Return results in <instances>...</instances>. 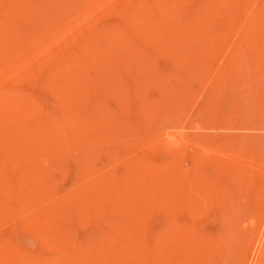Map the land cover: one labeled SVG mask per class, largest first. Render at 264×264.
<instances>
[{"label": "rangeland", "instance_id": "rangeland-1", "mask_svg": "<svg viewBox=\"0 0 264 264\" xmlns=\"http://www.w3.org/2000/svg\"><path fill=\"white\" fill-rule=\"evenodd\" d=\"M47 1H49V3L48 4H50L51 3V5H52V3L53 2H50V0H47ZM47 1H41V3H38L37 4V6H43V7H45V5L47 4ZM78 1V3L76 2V7L74 8L73 6H75V2H72L71 4L72 5H70V7L69 8H67V5L65 6V4L67 3L68 5H69V1H67V0H64V2H62V3H57L58 5H62V7L64 6V8H62L61 6H57L56 5V3H55V5H56V8H59V7H61L62 9H55V11H52V9H48V8H54V4H53V6L51 7V5H50V7H47L48 6V4H47V6H46V8H47V12L49 13V12H52L51 14H52V17H50V16H47V17H45L46 15H43V17H41L40 18V16H42V12H38V13H41V15H39L37 12V16H39V17H35L34 16V18H37V19H35L34 20V18H33V13H35V11H39V10H31L33 13H32V15H31V12H28L29 10H30V8L29 9H27L28 11H26V12H28L27 13V16H29L27 19H26V17L27 16H25V17H23L24 15H22L21 14V11H22V9H21V11L19 12V16H21V17H23V18H25L28 22H26V20H23V21H25L26 23H28L29 24V26H30V28L31 29H28L29 28V26L28 25H26V27H28L27 28V32L25 33L26 35H30L29 37H31V36H37L36 35V33H38V31H36V28L38 27V26H35V29H33L35 32H31L30 33V31H32V27H34L33 26V24H32V22L34 21H37L38 20V22L40 21V22H42V20L43 21H45L44 19L45 18H51V19H56L57 18V15L59 16V11L61 12L62 11V13H63V11H66V9H68L67 11H72V13L71 12H65V13H67V15H69L67 18H69L71 15V17L69 18V22H70V24H71V20H72V17L74 16L73 14H75V15H77V16H83L82 14L84 13V12H87V10L89 11V12H91V14H89V12H87L88 14H86V13H84V16H85V18H87L86 16H88V15H91V16H93V17H95L97 14L96 13H100V11L101 10H99V8H98V6H100V4L103 2L104 3V0L102 1V0H100V3H99V1L98 0H96L95 2H94V0H91L89 3H88V1L89 0H77ZM79 1H80V3L82 4V2H84V4H82L83 6L84 5H86V7H84V12L82 11V9H81V7L79 6V5H81L80 3H79ZM87 1V2H86ZM113 1V0H112ZM112 1H110V0H106L105 1V3L106 2H109L108 4H109V9L111 8V10H114V11H108L107 9H106V7H103L102 5H101V8L102 9H104L103 11H104V14H106V15H108V16H104V14H102L101 15V13L100 14H98V15H100L99 17H98V15L96 16L97 18H98V22H97V25H100L99 23L101 22H104V24H106V22L108 23V24H118L119 22H121L120 24H121V27L122 28H124L125 30H126V28H128L127 30H129L130 29V26H128V22L130 23V21L131 20H128V18L129 17H131V12H130V14H129V12L127 11L126 12V15H125V18H124V16L122 15L121 16V14L119 15V14H116L117 13V11H118V7H116L117 5L119 6V1L120 0H115L114 2L116 3V5H114L115 7H116V9H115V7L113 6V2ZM149 1V0H148ZM192 1H194V0H192ZM192 1H190V2H192ZM240 1V0H239ZM238 0H233L232 2H231V4H230V6H229V4H226V5H228L227 6V8H225L224 9V6L222 5V7L221 8H223L224 9V13L222 12V9H219V11H218V9L216 10V8L214 9V11H209V12H207V11H204L205 9L203 8L202 10L205 12V16H203V11H201V9L200 10H198V12L199 13H197V15L199 16L200 15V13L202 12V16L200 15L199 17H206V18H203V19H211V20H207V21H205V23L206 24H204L205 25V27H204V25H203V27H202V32H203V30H205V32L207 33V30L206 29H210V31L212 30V32H213V30L215 29V28H217V25L220 27H218L217 29H221V31H223V33H221V31H219V30H215V32L216 31H218V32H220V33H218V35H217V33H216V36L214 35H212L213 33H215V32H213L212 34H209L208 36H210V37H219V38H215V39H217L216 41H217V44H218V41L219 40H221V38L223 39L225 36H227V37H229V38H227L226 37V41H228V42H226V44H228L229 42H231V41H229L230 39H232L233 37H234V34H236V36L235 37H237V40H238V42L240 43L238 46H239V48L242 46V45H249L250 44V46H243V48H242V50H241V48L240 49H238V50H241L240 51V53H238L239 51H236V52H233V50L235 49L236 50V48H235V46H237L236 44H235V42L237 41L236 39H235V37L232 39V42H233V40H235V42H233L234 44H235V46L232 44V42L231 43H229L227 46H229L228 48L229 49H224V48H226L227 46H225V45H223L222 43V45H220V47H219V44H220V42H219V44L218 45H216V47L215 46H213V39L212 38H209V37H207V36H203L202 34L203 33H201L200 32V29H197L198 30V32H197V34L195 33L194 35H193V33H191V31H192V29L191 30H189V31H186V32H189V33H187V34H183V31H184V27H186V26H183V22H177V21H175L176 19L174 18V23L176 24V25H178V29L176 28V25L173 23V25L171 26V25H168V29H165V31L164 32H167L166 30H168V33H170V30H171V28H172V31L171 32H173V33H175L174 32V30L176 31V33L177 32H179L180 30H181V35L183 34L184 35V38H187V37H189V40H188V42L189 41H193V40H195L196 41V36L197 37H199V38H197V42H195V41H193V43L192 42H190V43H192L191 45H193V46H190L186 41H185V44H183L182 45V43L184 42V40H182V43L180 44V43H178L179 42V40H180V38H179V35H176V33L174 34V35H176V36H174V37H176V39L175 38H172V39H174V40H176V41H172V45H170V43H169V45H168V43H166L165 41V43L164 42H160V45L161 44H164V45H159V46H154V45H157L156 43L154 44L153 42H146V43H148V44H145V40L144 41H141V40H143V39H141V38H139L138 36H136V35H130L129 33L127 34L128 36H130L129 38L130 39H132L133 41H135V37L134 36H136V40L137 41H135V45H138L139 47L141 46V48L143 47V49L144 50H147L148 48H149V50L151 49V51H150V53H151V55H150V59L148 60V62L150 63H148L147 62V64H148V68H150V70L152 71V77H156V79H155V81H153L152 83H153V85H152V83L150 82V84H149V81L147 82L148 84H146V86H144L143 87V89L142 90H140L141 88L139 87L138 88V83L137 82H135L134 80H136L138 77H140V76H138V71H139V69L137 68V66L136 65H134L133 63L132 64H130L128 67L126 66V69L128 68V69H132V70H129V72H128V70H124L125 68H122V69H119V71L121 72V73H119V75H120V78L122 79H125V80H123L122 79V81H120L122 84H119V83H117L116 81H114V80H112V81H110L111 83H109V80H108V83H107V85H106V81H105V85L103 84L102 85V83H104L102 80H103V78L105 77L104 75L103 76H101V77H99L98 76V74H96L97 75V77H96V75L94 76V71L93 70H90V69H93V68H89V70H90V72H91V74L93 73V75H91V77H93L92 78V81H91V83H93L92 85L93 86H95L96 87V90L95 91H99L100 89H101V93L100 92H96L97 94H98V96L97 97H95V98H97V100H95V101H97V102H100V103H102L103 105H104V108L102 109H100L97 113H96V115H95V117H94V119H92L91 121H90V124H92V126H93V128L95 129H93L92 131V133H91V137H86V138H88V139H85V137H82L83 135H81V136H79V139H78V137L75 139V142L77 143V141H78V143L77 144H79V147L81 146H83L84 147V145H87V144H83V145H80V144H82L83 143V141L85 140V141H88L89 142V139H91L90 141V146H89V144L86 146V149H85V147L83 148V150L84 151H82V149H80L79 150V147L77 146V144L76 145H73L72 146V144H74V137H71V139H69L68 137H70V133L68 132V134H65V136H63L62 137V139H60L59 140V142H60V144H58L57 145V149L59 150L60 149V147L63 145V147H61V148H63L62 150H64L63 152H65V149L68 151V148L67 147H69V152H67L66 151V154H64L63 152H61V151H59V152H61L62 154L61 155H63L61 158L63 159H67V160H62L61 158H60V153L59 154H57V156L59 157V159H58V161L59 162H61L60 163V165L62 166V164L65 166L66 165V167H64V166H60L59 165V167H58V161H57V156L55 155L56 154V152L58 153V151H53V149H56V147L55 148H53L52 149V152L54 153V155H52V152H51V150H48L49 152H51V154L49 153H47L46 152V155L48 154L49 156H51V158L49 157L48 159H50V160H52V158H56V165H57V167H56V165L54 164V159H53V161H50V164L52 163L53 165H55V166H53V165H51L52 167L50 168V164H49V162H47V158L46 159H44L45 157L44 156H46L45 154L43 155V157H42V154H39L38 152H36V151H38V150H36L35 151V149L34 148H37V146L36 147H33L30 151L29 150H24L23 149V147L21 148L22 150H24L27 154L29 153V154H31L30 155V157H33L32 159L31 158H28L27 157V155L26 156H24V159L26 160H24V159H22L23 161H25L24 163L26 164L27 162H30V163H32L31 161L33 160L34 161V163L33 164H30L32 167H33V165H35V162L37 163H39V164H42L41 166L40 165H38V164H36V166L39 168L40 167V169L41 168H44V169H42V170H40L39 171V169L37 168V167H35L36 169H35V171L33 172V171H31V166L29 167L30 168V170L27 168V170L28 171H31V175H30V172H28L24 167H27V165H20L21 164V161L22 160H20L19 161V166H17L16 167V165H17V161H16V163H15V160L13 161L11 158H7V156H6V153H8V156L10 155V157L12 156V152H13V149L14 148H17V147H19V146H17V147H15V143L13 144V146H14V148L12 149V152H10V151H8L7 150V148L8 147H6V148H4V149H6L5 151V155L4 154H2V152L4 153V151H0L1 153V155L2 156H4V157H6L7 158V161H9L10 160V162L8 163L7 161V163L8 164H6V165H10V163L12 164V162H13V166L14 167H10L9 166V168L7 169L6 167H8V166H6L4 163H5V160H6V158L3 160V165L5 166L4 167V170H7L8 172L10 171V169H12V171H10V173L12 174L11 176H10V174L6 171V174L7 175H9L10 176V178L11 177H13L12 178V180H14V181H17L16 179H17V176H18V174L20 175V178H19V180L21 179V184H20V182H18V184H19V186H15L14 185V190H13V188L11 189L10 188V190H13V192H11L12 193V195H14L13 193H15L16 194V196L18 197V199H19V201L21 202L20 203V205L21 206H18L17 205V208L15 209V210H18L17 212L16 211H14V209L13 208H15L16 207V202H14V200L12 199L10 202H9V204H7V200H6V198L4 199H0V200H2L1 201V203H3L4 205L5 204H7L8 205V207H7V210H3V212L2 213H0V216H1V214H2V217H0V232H1V234H0V240L1 239H3V238H7V236H8V238H10L11 237V239L12 240H15L17 243H18V246H17V244H14V247L16 248V249H19V245L21 246L20 248H22V253H24L25 254V256L27 257V258H23V260H26V262L27 263H29V264H32V261L34 260V256H39V254L40 255H44V256H47L48 258H51L52 256L54 257V256H56V255H60V253H61V255L60 256H62V257H60L59 258V262H58V264H66L67 262L68 263H71V264H90L89 262L88 263H86V262H84V261H82V260H79V261H77L76 259H78L77 257H75V256H72V254L74 253V250L73 251H71L72 249H75V248H71L70 249V247H71V244L73 243L72 241H74V243L75 244H79V247L81 246V249H83L82 248V245L84 244H87L86 246L87 247H89L90 249V251L92 252L91 254H96L95 253V251H96V249L97 248H99V244L100 243H102V244H104L105 246L107 245V246H113L115 249H120V250H117L118 252H116V254L115 253H113V254H111V255H113V256H111V255H107L108 257H104L103 259H104V261L102 260V264H104V262H105V264H202V262L200 263V261H203V264H241V263H245L246 262V264H252V254L250 253L251 252V249H249L251 246H253V240L254 239H256V236L258 237V233H260V232H258V233H256L257 232V230H259L260 228H261V226L262 225H264V222H263V219H264V200H263V198H264V192H263V188H264V55H263V51H264V25H262V23H264V17H263V19L261 20V21H263V22H259V25H261V26H258V23H257V21L258 20H260L261 19V17L262 16H264V0H262V2H261V0H251V1H249V0H245V1H249V2H251V3H244V7L242 6V1H241V3L239 2ZM260 1V2H259ZM34 2H36V0H34ZM44 2H45V4H44ZM94 2V3H93ZM97 2V6H96V3ZM181 3H183L184 2V0L183 1H180ZM179 2V4H181ZM190 2H188V1H185V3H183L182 5H184V6H182L183 8H187V7H189V4H190ZM195 3L197 2V0H195L194 1ZM227 2V1H226ZM237 2H239L240 4H238V5H241V6H238L237 8H235V5H236V3ZM244 2V1H243ZM254 2V3H253ZM258 2H259V4H258ZM43 3V4H42ZM64 3V4H63ZM86 3V4H85ZM102 3V4H103ZM105 3L103 4V5H105ZM151 3V2H150ZM178 3V2H177ZM186 3H189L188 4V6H186ZM223 3H224V1H223ZM255 3H256V5H255ZM263 3V4H262ZM90 5V6H88V5ZM107 4V5H108ZM194 4V3H193ZM225 4V3H224ZM234 4V5H233ZM246 4L248 5L249 4V6H246ZM252 4V5H251ZM254 4V5H253ZM81 5V6H82ZM93 5H95L96 7H97V9H95L96 7H94ZM111 5L113 6V8L111 7ZM259 5V6H258ZM82 6V7H83ZM192 6V5H191ZM233 6V7H232ZM252 6V7H251ZM262 6V7H261ZM79 8V10L81 11V12H83V13H81L80 12V15H79V10H78V8ZM230 7H232V8H235V9H233V10H236L235 12H231V8ZM247 7V8H246ZM250 7V9H251V11H253L255 8H256V12L255 11H253L252 12V14H254L251 18L248 16L249 14H248V12L250 11V9H248ZM77 8V9H76ZM86 8V9H85ZM229 8L231 9V10H229ZM258 8H259V10H258ZM71 9V10H70ZM76 9V10H75ZM240 9V10H239ZM56 10L58 11L57 13H56ZM73 10L75 11L74 13H73ZM116 10V11H115ZM228 10V11H227ZM232 10V11H233ZM238 10V11H237ZM76 11L78 12V13H76ZM97 11H99V12H97ZM106 11V12H105ZM107 11H108V13H107ZM226 11H227V14H226ZM240 11H242L241 12V14H240ZM258 11L260 12V14L258 13ZM22 12H25V11H22ZM53 12L54 13H56V16L53 14ZM96 12V13H95ZM102 12V11H101ZM110 12V13H109ZM114 12V13H113ZM118 12H120V11H118ZM207 12V13H206ZM213 12V13H212ZM215 12L217 13V16H216V14H215ZM220 12H222V13H220ZM230 14H229V13ZM244 12V13H243ZM65 13H64V17H63V15H61L62 17H63V19H66V20H68L67 18H66V16L67 15H65ZM95 13V14H94ZM209 13H211V14H209ZM218 13H219V16H220V18H222V17H226V15H230V17H228V20L227 21H225V20H223V19H226V18H223L222 20H223V23H222V20H220V18H219V16H218ZM233 13H235V14H237L238 15V17H237V15H235V14H233ZM223 14H224V16H223ZM231 14L233 15V16H235L234 18H232V16H231ZM246 14V15H245ZM263 14V15H262ZM6 15H7V13H6ZM54 15V16H53ZM111 17H110V16ZM129 15V16H128ZM211 16L210 18L208 17V16ZM216 16V18H214L215 16ZM245 17H244V16ZM260 17L259 19L257 18L258 16ZM60 16V17H61ZM91 16H88V18H92ZM105 18H104V17ZM117 16V17H116ZM120 17V19H122V20H119V17ZM195 16V15H194ZM197 16V17H198ZM254 16H256L254 19H258L256 22H255V20L253 19V17ZM32 17V18H31ZM55 17V18H54ZM78 17V18H79ZM101 17H103L104 18V21H103V18H101ZM123 17V18H122ZM213 17V18H212ZM218 17V18H217ZM240 17V18H239ZM15 18H17V17H15ZM29 18H31V19H33V20H30ZM43 18V19H42ZM77 20H78V18L77 17H75ZM87 18V19H88ZM102 20H101V19ZM106 18L108 19V18H110L109 20H106ZM113 18V19H112ZM115 18V19H114ZM117 18V19H116ZM18 19L20 20V18H17L16 20L14 19V21H16V22H18ZM42 19V20H41ZM71 19V20H70ZM74 20L75 22H72L73 24V26H75L77 23H78V21L77 20ZM95 19V18H94ZM93 19V20H94ZM125 19V20H124ZM131 19V18H130ZM178 19V18H177ZM202 19V20H203ZM217 19V20H216ZM232 21H231V20ZM237 21V22H234L235 20ZM246 19V20H245ZM251 19V20H250ZM46 20H48V19H46ZM65 20V21H66ZM95 20H97V19H95ZM118 20H119V22H118ZM14 21H13V23H14ZM23 21H21V24H23ZM59 21V20H58ZM64 21V20H63ZM64 21V22H65ZM122 21H123V23H122ZM128 21V22H127ZM187 21H188V19H187ZM200 22H201V19L199 20ZM209 21H212V22H210L209 23ZM214 21L215 22H217V25H216V27L215 28H213V29H211V28H207V27H209V26H211L210 24L211 23H214ZM244 21H246V23H244ZM255 23H254V22ZM33 22V23H34ZM37 22V23H38ZM40 22H39V25H45L46 24V21L43 23H41L40 24ZM59 22H61V21H59ZM59 22H57V24H58V26H60L59 25ZM69 22H67V24L66 23H63V25H65V26H68V23ZM77 22V23H76ZM124 22H126V23H124ZM241 22H242V25H240L241 24ZM251 22V23H250ZM25 23V24H26ZM30 23H31V25H32V27H31V25H30ZM76 23V24H75ZM179 23V24H178ZM234 23V24H233ZM244 23V24H243ZM252 25H250V24ZM261 23V24H260ZM21 24H20V26H21ZM36 24V23H35ZM60 24H62V23H60ZM70 24H69V26H70ZM107 24V25H108ZM120 24H119V26H120ZM185 24V23H184ZM208 24V25H207ZM214 24H216V23H214ZM226 24H229V26L227 25L226 26ZM231 24V25H230ZM232 24H233V26L234 25H236V26H232ZM239 24V25H238ZM250 26H249V25ZM101 25H103V24H101ZM106 25V26H107ZM128 26V27H125V26ZM181 25V26H180ZM207 25V26H206ZM225 25L227 28H226V30H225V32H224V29L225 28H223V26ZM240 27H238V26ZM246 25V26H245ZM248 25V26H247ZM257 25V26H256ZM24 26V25H23ZM22 26V27H23ZM62 26V25H61ZM61 26H60V28H56V31L54 30V28H52L51 29V31H53L52 33H50L51 31H49V34H50V36H51V34H53L52 36H51V38L49 37H47L48 38V40L50 41V39H51V41H52V39H53V37L55 36L54 34H56L57 35V37H55V39L56 38H58L59 36H58V34H59V32H60V30H57V29H62L61 28ZM65 26H63V27H65ZM105 26V25H104ZM124 26V27H123ZM214 26V25H213ZM224 26V27H225ZM233 28H232V27ZM243 26V27H242ZM39 27H41V29L40 28H38V30L40 31V30H42V28L44 27H42V26H39ZM181 29H180V28ZM212 27V26H211ZM246 27V28H245ZM255 29H254V28ZM258 27V28H257ZM260 27V28H259ZM24 28V27H23ZM68 28V27H67ZM201 28V27H200ZM229 28V29H228ZM237 28H239V29H237ZM241 28H245L244 30L243 29H241ZM253 28V29H252ZM182 29H183V31H182ZM223 29V30H222ZM231 29H233V32H232V30ZM247 29V31H245ZM258 29V30H257ZM126 30V31H127ZM152 30V29H151ZM229 30H230V32H229ZM239 32H238V31ZM240 30H242L243 31V34H242V31H240ZM252 30V31H251ZM263 32H262V31ZM59 31V32H58ZM195 31V30H194ZM193 31V32H194ZM228 31V32H227ZM235 31H237V33L239 34V37L241 38V40H240V38H238V35H237V33H235ZM56 32V33H55ZM57 32H58V34H57ZM200 32V34H198ZM204 32V33H205ZM248 34H247V33ZM258 32H260L259 34H258ZM261 32H262V34L263 35H260L261 34ZM23 34H24V32H22ZM30 33V34H29ZM32 33H34L33 35H31ZM167 33V34H168ZM184 33H185V31H184ZM226 33V34H225ZM255 33V34H254ZM49 34H47L46 33V35L47 36H49ZM178 34V33H177ZM222 36H221V35ZM242 34V35H241ZM246 34L248 35V37L246 36ZM254 34V35H253ZM59 35H61V33L59 34ZM165 35V37L166 36H168V35H166V33L164 34ZM205 35H207V34H205ZM225 35V36H224ZM246 36L247 38H248V40H249V42L247 41V43L248 44H246L244 41H243V38L244 37H241V36ZM255 35H258V36H256L255 37ZM45 35H43L42 37L41 36H39V38L40 39H42L43 38V40H44V43H46L48 40L46 39V37H44ZM132 36V37H131ZM177 36H178V39H177ZM186 36V37H185ZM220 36H221V38H220ZM249 36H250V38H252L251 40L249 39ZM254 36V37H253ZM262 36H263V39H261L262 38ZM23 37H25L24 38V40H26V41H28V40H30V42H28V44H29V46H28V44L26 43V41H24L23 40V42H21L20 41V43H19V41H17V42H13V41H11L10 42V44L9 45H11L10 46V48H13L14 49V47H12V43L14 44L15 43V45H16V43L19 45H21L20 47L18 46V45H16L17 47H18V49L20 50V54L18 53V49L16 50V49H14V51H15V53H14V51H12V49H10L9 48V46L6 48V49H8V51L9 50H11L12 52H13V54H15V56H14V58H13V56H11L12 54H11V51H10V53H9V56H7L8 55V51L6 52L7 54H6V56L4 57V60H0V68H2V66L4 67V69H0V73L2 72L3 73V77H5V76H7L5 73H11V70H13V68H15V69H17V68H19L23 63H25V61H27L26 59H24V58H29L28 59V61H30V57H31V59L34 57V56H36L35 54H33V55H31L32 53H35V51L37 50V48H38V46H41V47H39V48H41V50L38 48V50H37V55H39L38 53H40L42 50H43V48H42V46L43 45H45V44H43V40H38V38L37 37H32V40L31 39H29V38H27L28 36H25V35H23ZM134 37V38H133ZM181 37V36H180ZM200 37H204V39H202L203 41L204 40H206V39H211L210 40V42H211V46H213L214 48H216V49H213V51L214 52H216L217 51V47H219L218 48V50L219 51H217L216 53H214L213 51H211V49H212V47L210 46H206L205 44H207L206 42H207V40H206V42H204V44H202V47L200 46L199 47V45H201L200 43L198 44V42L201 40V38ZM206 37V38H205ZM35 38H37V41L38 42H42V43H39V45H38V42L36 41V39ZM103 38L104 39H102V37H101V40H102V42H101V40H99L98 41V43H100V44H98L97 46H101V48H103L104 47V45H106V43H103V41L104 42H106L105 41V39H107V38H105V36H103ZM139 39V41H138V39ZM181 38H183V37H181ZM191 38V39H190ZM254 38H255V40H254ZM17 39V38H16ZM28 39V40H27ZM63 39V38H62ZM65 39V38H64ZM209 39H208V42H209ZM219 39V40H218ZM225 39V38H224ZM257 39L259 40V39H261L258 43H256L257 42ZM54 40V39H53ZM131 40V42L133 43V41ZM178 40V41H177ZM199 40V41H198ZM201 40V43H203V41ZM263 40V41H262ZM65 41V40H64ZM160 41H162V40H160ZM215 41V40H214ZM222 41V40H221ZM224 41V40H223ZM253 41H255L254 43L256 44H253ZM262 41V43H260ZM33 42V45L31 44ZM68 42H70V41H68ZM95 42H97V41H95ZM144 43L143 45L142 44H140V43ZM171 42V41H170ZM180 42H181V40H180ZM196 43V48H197V50H199V53H197V51H196V49L194 48L195 47V43ZM237 42V43H238ZM241 42H244V43H241ZM24 43H26L27 45V47L24 45ZM35 43V44H34ZM58 43H62V41H60V42H58ZM94 43V42H93ZM188 45H187V44ZM43 44V45H42ZM94 44H96V43H94ZM159 44V43H158ZM167 44V45H166ZM234 46V48H233V50H231V46L232 45ZM242 44V45H241ZM61 45V44H60ZM144 45H146V46H144ZM176 45V46H175ZM185 45V46H184ZM203 45H205V47L203 46ZM24 46H25V49H24ZM32 46H37V47H34L35 48V50H34V48L32 47ZM181 46V47H180ZM253 46H254V48L255 49H253ZM30 47H32V48H30ZM145 47V48H144ZM151 47V48H150ZM153 47H155V48H153ZM157 47H159V48H157ZM207 47H209L210 49H209V53H206V51L208 50V48ZM32 49V50H28V53H30V55L29 56H25V54L27 53L26 51V49ZM147 48V49H146ZM158 50H157V49ZM190 48H192L191 50H190ZM199 48H201V49H199ZM206 48H207V50H206ZM223 48V49H222ZM252 50H251V49ZM22 49V50H21ZM156 49V50H155ZM163 49H165V52H164V50ZM168 49V50H167ZM261 49H262V51H261ZM24 50V51H23ZM34 50V51H33ZM160 50V51H159ZM200 50H201V53H200ZM204 50H206V51H204ZM226 50V52L224 53V51ZM234 50V51H235ZM249 50V51H248ZM250 50H251V52H250ZM33 51V52H32ZM148 51V50H147ZM154 51V52H153ZM168 51H170L171 52V54L169 53L168 54V56H167V53H168ZM192 51H194L195 53H192ZM231 51V53H229V52ZM24 52V53H23ZM149 52V51H148ZM233 52V53H232ZM255 52V53H254ZM125 53H126V51H125ZM163 55H162V54ZM166 53V54H165ZM188 53V54H187ZM190 53H192L193 55H192V58H191V54ZM212 53V54H211ZM229 54V59H227V54ZM235 53H238V54H235ZM154 54V55H153ZM202 54V56L200 57V55ZM214 54V56H212ZM217 54V55H216ZM249 54V55H248ZM257 54V55H256ZM261 56H260V55ZM23 57L24 56V58H22V59H20L21 58V56ZM203 55H204V57H203ZM209 55H211L210 57H207V56H209ZM221 55V56H220ZM225 55V56H224ZM262 55H263V57H262ZM200 59L201 58V60L200 61H197L198 60V58ZM259 58H258V57ZM6 57H9V58H6ZM21 60V61H23V62H20V60L19 61H17L18 60V58ZM37 58L34 60V58L32 59V60H34V62H32V63H34L35 65L38 63L37 62V60H39L40 59V56H36ZM81 57V56H80ZM153 57H155V58H153ZM203 57V58H202ZM221 57V58H220ZM231 57H233V58H231ZM246 57V58H245ZM255 57V58H254ZM10 58H13V60L12 59H10ZM153 58V59H152ZM0 59H2L1 57H0ZM10 60V61H7L6 62V60ZM15 59V60H14ZM177 59L179 60V61H177ZM196 59V60H195ZM232 61H231V60ZM227 61V64H228V66H227V64H226V61ZM238 61V62H236V61ZM254 60V61H253ZM257 60V61H256ZM259 60H261V61H259ZM2 61V62H1ZM5 61V62H4ZM197 63H196V62ZM202 61V62H201ZM225 61V62H224ZM229 61H230V64H229ZM235 61V62H234ZM252 61V62H251ZM37 62V63H36ZM80 62V61H79ZM79 62H75V64L76 63H78L79 64ZM253 62H255V64L253 63ZM262 63L263 64V66H262V64H261V66H259L260 65V63ZM4 63V64H3ZM121 63V62H120ZM119 63V64H120ZM184 63V64H183ZM238 63V64H237ZM256 63H257V65H256ZM89 64H93V62H91V63H89ZM123 63H121V66L119 65L118 66V68L120 67H123L124 66V64L122 65ZM151 64H153L154 66H152ZM175 64V65H174ZM241 64V65H240ZM249 64V65H248ZM253 64H254V66H253ZM10 65V66H9ZM77 65V64H76ZM75 65V66H76ZM8 66H9V68H10V70H9V68H8ZM13 66V67H12ZM132 66H133V68H132ZM134 66H135V68H134ZM147 66V65H146ZM222 66V67H221ZM225 66V67H224ZM236 67V70H235V67ZM253 66V67H252ZM131 67V68H130ZM144 67H145V64H144ZM220 67V68H219ZM228 67H229V69H228ZM251 68L252 70H250L249 68ZM255 67V68H254ZM6 68H8V69H6ZM12 68V69H11ZM138 70H137V69ZM152 68V69H151ZM226 68H227V70H226ZM240 68V69H239ZM14 69V70H15ZM135 69H136V71H135ZM155 69V70H154ZM175 70V72L173 71V70ZM189 71H188V70ZM230 69H233V70H230ZM242 69V71H240ZM244 69V70H243ZM256 69V70H255ZM260 69V70H259ZM7 71V72H5V71ZM9 70V71H8ZM88 70V71H89ZM172 72H171V71ZM188 71V73H187V71ZM29 70H26L25 71V69H23L21 72H20V74H27V73H29L28 72ZM162 71V72H161ZM185 71H186V74H185ZM228 71V72H227ZM230 71H232V73L230 72ZM234 71V72H233ZM236 71H238V72H236ZM143 72V71H142ZM158 72V73H157ZM180 72V73H179ZM184 72V73H183ZM2 73L0 74V75H2ZM111 73V72H110ZM141 73V71H139V74ZM157 73V74H156ZM163 73L165 74V75H163ZM183 73V74H182ZM222 73V74H221ZM235 73V75H234V78L232 77L231 78V76H233V74ZM236 73H238V74H236ZM45 74V77L43 76ZM100 74V73H99ZM121 74H123V77H122V75ZM153 74H154V76H153ZM159 74V75H158ZM188 75L189 74V76H186L185 77V75ZM229 74H230V76H229ZM47 74L45 73V72H36L35 71V73L34 74H31V77H28V78H26L24 81H23V83H21V87L23 88V90L25 91V92H27L28 94H30L31 96H33V98H34V100L40 105L41 104V107L42 108H45V109H47V111H52V109H54L52 106L55 104V102H56V100L58 99V96H59V90H64L65 91V89L67 88V84H66V81L64 80V79H62L64 82H65V85H64V83L63 82H61V81H59V82H61V83H57L56 85H54L55 84V82H57L58 81V79H54V80H56V81H54V80H52V82H51V80H49L48 81V76H46ZM165 77V76H169V77H165V78H168V80H164V79H162V78H164L163 76ZM41 76H43L44 78H46V80L45 79H43ZM138 76V77H137ZM225 76V77H224ZM229 77V80H231V81H229L228 80V78L227 77ZM154 77V78H155ZM160 77V78H159ZM184 77V78H183ZM97 78H99V81L101 82H99L98 81V79ZM179 78V79H178ZM222 78H225L224 79V81L222 80ZM235 78H236V80H235ZM239 78V79H238ZM94 79H95V81H94ZM97 79V80H96ZM132 79V80H131ZM161 79L164 81V83H166L167 81H170V82H167V84L168 85H170V88H168L169 86H167V84H165V87L163 86V84H160V81H161ZM171 79V80H170ZM218 79V80H217ZM227 79V80H226ZM233 79V80H232ZM0 83L1 82H3V83H8L9 81L8 80H4V78H2V76H0ZM131 80V81H130ZM151 80H154V79H152L151 78ZM225 80H226V82H225ZM133 81V82H132ZM166 81V82H165ZM179 81V82H178ZM221 83H220V82ZM45 82V83H44ZM49 82V83H48ZM96 82V83H95ZM124 82H125V87H124ZM134 83L133 85H132V83ZM157 84H156V83ZM159 82V83H158ZM175 82V83H174ZM224 82V83H223ZM43 83V84H42ZM114 83H116L115 84V86H114V88H116V89H114L113 87H111L112 85ZM234 83V84H233ZM29 84H31V85H29ZM37 84V85H36ZM53 84V86H54V88H55V90H54V88H51V85ZM95 84H97V85H95ZM119 84V85H118ZM157 86H156V85ZM161 85L162 87H160L159 85ZM175 84V85H174ZM48 85H50L49 87H50V89H49V87H48ZM64 85V88H65V86H66V88L65 89H63V87L62 86ZM100 85H102V86H100ZM150 85V86H149ZM172 85V86H171ZM182 87H181V86ZM52 86V87H53ZM56 86H60V87H58V89L59 90H57L56 88ZM99 86V87H98ZM120 86H122V88L120 87ZM151 86H153V87H151ZM179 86V87H178ZM190 86V87H189ZM202 86H203V88H202ZM108 87V88H107ZM156 87H158L157 89H156ZM176 87V88H175ZM62 88V89H61ZM110 88H113V89H110ZM118 88H121V91L123 90V95H124V97H125V99L128 101V102H126L125 103V105H124V109H122V111L120 112L119 111V108L118 109H116L117 107H118V105H116V102L118 103V104H121L120 103V94L118 93V92H120V89H119V91H116ZM124 88H125V90H124ZM135 88V89H134ZM150 88V89H149ZM178 88H180V90L178 89ZM184 88L186 89V90H184ZM106 90L107 89V92L105 91V93L104 94H102V91H104V90ZM109 89V90H108ZM147 89V90H146ZM165 89V90H164ZM168 89V90H167ZM178 89V90H177ZM182 89V90H181ZM187 89H188V92H187ZM190 89V90H189ZM45 90V91H44ZM93 90H94V88H93ZM93 90L91 91V90H89L88 89V91H91L92 93H93ZM146 90V91H145ZM159 90H160V92H159ZM202 90V91H201ZM41 91H42V93H41ZM50 91V92H49ZM66 91H67V89H66ZM65 91V92H66ZM112 91H114V92H112ZM173 91V92H172ZM177 91L180 93V92H182L181 94H178L177 93ZM58 92V93H57ZM79 94H81V96H82V94L84 93V91L83 92H81L80 93V91H77ZM87 92V91H86ZM108 92H110V94H107ZM115 92H117L116 93V95H115ZM140 92H142L143 93V95H144V97L142 98V95L140 94ZM144 92H146V94L144 93ZM149 92H150V94H149ZM185 92V93H184ZM46 93H48V95L46 94ZM91 93V94H92ZM131 94L132 95V97L133 98H131V97H126V96H128V94ZM133 93H135V95L133 94ZM139 93V94H138ZM169 93V94H168ZM175 93V94H174ZM184 93V94H183ZM199 93V94H198ZM213 93V94H212ZM75 94H77V93H75ZM89 94V93H88ZM87 95V96H85V98L87 99V97H90L91 96V98H92V96H96L97 94H92V95ZM100 94H102V95H105V96H103V100L105 101H103L102 99H101V97H100V101H99V99H98V97H99V95ZM129 94V96H131ZM156 94V95H155ZM161 94V95H160ZM176 97V98H178L179 97V99H176L175 97H173V95ZM177 94V95H176ZM56 97H55V96ZM107 95V96H106ZM109 95H111V97H109ZM116 97L115 98V100H113L114 99V97ZM126 95V96H125ZM139 95H141V97L139 96ZM181 95H183L182 97H181ZM188 95V96H187ZM191 95V96H190ZM138 96V97H137ZM147 96V97H146ZM167 96H169L168 97V101H166L167 100ZM107 97H109V98H107ZM113 97V98H112ZM118 97H119V99H118ZM139 97L140 98H142V100L144 99V100H146V101H144V103L143 102H141V104H143V107H141L142 105L139 103L141 100H138L139 99ZM146 97V98H145ZM152 97V98H151ZM159 97V98H158ZM161 97H163V99H162V101H161ZM52 98V99H51ZM131 100H130V99ZM148 98V99H147ZM149 98H151V99H149ZM166 98V100H164ZM174 100V101H176V102H174L172 99ZM189 98V99H188ZM55 99V100H54ZM78 99H80V98H78ZM76 100V101H79V100ZM93 99V98H92ZM91 99V100H92ZM116 99H118V101H116ZM129 99V100H128ZM154 99V100H153ZM159 101H157V100ZM170 99V100H169ZM181 99V100H180ZM185 99L186 101H184L183 102V100ZM191 99H192V101H191ZM46 100V101H45ZM51 100V101H50ZM89 100V99H88ZM150 100V101H149ZM151 100H153V102L155 103H150V102H152ZM156 100V101H155ZM180 100V101H179ZM208 101L207 103H208V105H207V103H206V101ZM50 101V102H49ZM95 101H89L88 103H92V102H95ZM171 103H170V102ZM189 103H188V102ZM191 101V102H190ZM202 101V102H201ZM96 102V103H97ZM136 102H138L139 104H137ZM166 102V104H163V103H165ZM167 102H169V107L170 108H167V107H163V105H167ZM178 102V103H177ZM185 102H187V103H185ZM200 102V103H199ZM79 103V104H78ZM85 103H87L85 100H81L80 99V101L79 102H75V104L76 105H79V106H81V107H83V108H81V107H78L77 108V110L79 109V110H81V109H84V108H86L85 109V111H87L86 113H89L88 112V110H89V106H90V104H88L87 103V105L85 104ZM128 103V104H127ZM139 106H136V104ZM151 104V105H153L154 107H155V109H154V107H153V109H152V107L149 105V107H148V104ZM157 103V104H156ZM163 104V105H160V104ZM173 103H175V104H173ZM181 103H183L182 104V106H181ZM205 104L206 103V107H204L203 109L201 108V107H203L204 105L203 104ZM231 103V104H230ZM258 103V104H257ZM51 104V105H50ZM127 104V105H126ZM144 104H145V106L147 105V107H145L144 106ZM171 104V105H170ZM178 104V105H177ZM49 105V106H48ZM117 107H116V106ZM135 105V106H134ZM156 105V106H155ZM175 105V106H174ZM185 105V106H184ZM222 105V106H221ZM229 105V106H228ZM86 106V107H85ZM110 106H111V108H110ZM121 106V105H120ZM125 106L127 107V108H125ZM161 106V107H160ZM168 106V105H167ZM49 107H51V108H49ZM109 107V108H108ZM136 110H134V112L132 111V109L133 108ZM151 107V108H150ZM156 107H159V110H160V112H159V110H157L156 109ZM171 107H172V109H171ZM179 107V108H178ZM96 108V107H95ZM113 108H114V111L115 110H117V113H116V111L114 112L113 111ZM139 108H143L142 110H140ZM149 108V111L148 110H146V109H148ZM162 108H164V109H162ZM165 108H167V109H169L167 112H166V110H165ZM206 108H208V109H206ZM51 109V110H50ZM99 108H97L96 110H98ZM131 109V110H130ZM178 109V110H177ZM214 109V110H213ZM92 110V109H91ZM129 110V113L127 112ZM139 110V111H138ZM145 110V111H144ZM151 110V111H150ZM153 110H154V112H153ZM155 110H157L156 112H155ZM163 110V111H162ZM171 110H172V112H171ZM200 110V111H199ZM202 110V111H201ZM84 111V112H85ZM93 111V110H92ZM123 111H125V112H123ZM164 111H165V113H164ZM78 112V111H77ZM112 112H113V114H112ZM138 112V115L136 114ZM141 112V113H140ZM169 112H171L170 114H169ZM216 112H217V114H216ZM76 113V112H75ZM82 113V112H81ZM128 113V115H125V114H127ZM134 113V115L132 116V114ZM220 113V114H219ZM77 114V113H76ZM130 114V115H129ZM78 115V114H77ZM77 115H75L76 117H79V115L77 116ZM84 114L82 113V116H83ZM103 115V116H102ZM112 115V116H111ZM114 115V116H113ZM81 116V115H80ZM100 116V117H99ZM100 119H99V118ZM80 118V117H79ZM96 118V119H95ZM121 118V120L119 121V120H117V119H120ZM134 119V120H133ZM170 119V120H169ZM123 120V121H122ZM175 120V121H174ZM97 121H98V124H97ZM114 121V122H113ZM132 121V122H131ZM160 121H162V122H160ZM106 122V123H105ZM116 122V123H115ZM122 122V123H121ZM138 122H140L139 124H138ZM100 123V124H99ZM129 123V124H128ZM130 123H133V124H130ZM150 123H152V125L150 124ZM154 123V124H153ZM123 124V125H122ZM144 124V126H141V125H143ZM148 124H149V126H148ZM103 125H104V127H103ZM119 125H120V127H119ZM131 125V126H130ZM101 126H102V128H101ZM119 128H118V127ZM121 126L122 127H128L127 128V132H129L130 133V136H132V137H130L128 134L129 133H127V135H125L126 133H125V131H122V129L124 130L125 128H122V129H120L121 128ZM149 127V129L147 130L146 128L147 127ZM157 128H156V127ZM96 127V128H95ZM116 127V128H115ZM144 127V129H142ZM152 127H154V129L152 128ZM101 129H102V131H101ZM115 130V131H112V130ZM119 129V130H118ZM105 130V131H104ZM118 130V131H117ZM111 131V132H110ZM120 131V132H119ZM133 131V132H132ZM153 131V132H152ZM97 132V133H96ZM101 132V133H100ZM107 132H109V133H107ZM123 132V133H122ZM156 132V133H155ZM112 134V137L113 136H115L113 133H115L116 134V136L114 137V139H115V142L114 141H109V139H107V137L109 138L110 136H109V134ZM118 133V134H117ZM119 133H120V135H119ZM125 133V134H124ZM131 133H132V135H131ZM169 133V134H168ZM124 136H123V135ZM140 134V135H139ZM170 134H171V136H170ZM175 134V135H174ZM94 135V136H93ZM101 135V136H100ZM108 135V136H107ZM122 135V136H121ZM139 135V136H138ZM119 136V137H118ZM174 136V137H173ZM176 136V137H175ZM210 136V137H209ZM212 136L213 137H215V138H213L214 140H212ZM80 137H82L84 140H82V138L80 139ZM103 137V138H102ZM126 139H125V138ZM140 137H142V138H140ZM151 137V138H150ZM95 138V139H94ZM117 138H118V140H117ZM126 140H124V139ZM168 140H167V139ZM171 138V139H170ZM178 140V141H176V139ZM179 138V139H178ZM181 138V139H180ZM198 138V139H197ZM201 138V139H200ZM202 138H203V140H202ZM20 138H16V140L18 141V144L20 145V146H24V145H22L23 143L19 140ZM68 139V140H67ZM110 139H113V138H110ZM135 139V140H134ZM165 139H166V141H165ZM169 139H170V142H172V141H174L175 142V144H174V142H172L171 144H170V142H169ZM210 139V140H209ZM61 140H63V141H61ZM71 140L73 141V142H71ZM127 140H128V142H127ZM134 140V141H133ZM138 140H139V144H138ZM140 140H142V141H140ZM179 140H181L180 142H179ZM187 140H189V141H187ZM190 140H195V142H197L196 144L197 145H195V144H192V143H194V141L192 142V141H190ZM197 140V141H196ZM198 140H199V142L200 143H202V142H204L206 145H204V143L203 144H200V143H198ZM200 140H202V142L200 141ZM213 141L212 143H213V145L215 146V148L213 147V145H210V143L211 142H209V141ZM69 141V142H68ZM84 141V143H86ZM120 141V142H119ZM121 141H124V142H127V146H126V143H124V142H121ZM133 141V142H132ZM135 141H136V144H135ZM153 141V142H152ZM216 141L218 142V143H216ZM58 142V143H59ZM65 144H64V143ZM110 142V143H109ZM116 142H118L117 144H116ZM180 143V145H179V143ZM221 142V143H220ZM39 143V142H38ZM61 143H63V144H61ZM121 143V144H120ZM123 143H124V145H123ZM145 143V144H144ZM215 143V144H214ZM223 143H224V145H223ZM27 144L28 143H26V146H27ZM29 144H31V143H29ZM56 144H57V141H56ZM114 144V146H112ZM116 144V145H115ZM129 144H131V145H129ZM141 144V145H140ZM198 144H200V146H202L203 147V145H204V147H203V149H202V147H201V149L203 150V153L202 154H199L201 151L200 150H198L199 148H198ZM210 145L211 146V148L212 149H214V150H212L211 148H210V146H208L209 148H206L207 147V145ZM17 145V144H16ZM32 145V144H31ZM31 145H29V146H31ZM64 145H67V147L66 146H64ZM96 145V146H95ZM133 145V146H132ZM143 145V146H142ZM170 145V146H169ZM12 146V144L10 145V147ZM60 146V147H59ZM70 146L71 147H73V148H70ZM77 146V147H76ZM93 146H94V148H93ZM109 146V147H108ZM116 146H118V147H116ZM121 146H123L124 147V149H122L123 150V152H124V154L122 153V150H121ZM132 146V147H131ZM140 146V147H139ZM172 146H174V147H172ZM176 146H178L179 147V149H177V147ZM194 146V147H193ZM206 146V147H205ZM25 147V146H24ZM109 149H108V148ZM110 147H112L111 148V150H110ZM120 147V148H119ZM122 147V148H123ZM129 147V148H128ZM132 149H131V148ZM146 149H145V148ZM105 148H107L108 150L106 151V149ZM118 148H119V150H118ZM129 150H128V149ZM205 148H206V152H207V149H210V150H212V152L210 151V150H208V153H207V155H205L206 154V152H204L205 151ZM216 148H219V149H216ZM3 149V148H2ZM9 149H11V148H9ZM38 149L39 150H41L39 147H38ZM76 149V150H75ZM79 151H78V150ZM125 149H127V150H125ZM131 149V150H130ZM167 149H168V151H167ZM70 150H72V152H71V155H68L67 156V154L68 153H70ZM73 150L75 151L74 152V156H72L73 155ZM94 150H96L97 152H95ZM99 150V151H98ZM119 152H121V153H119ZM143 150V151H142ZM149 150V151H148ZM178 150H180V151H178ZM76 151H78V152H76ZM90 151H93V153L92 152H90ZM106 151V152H105ZM108 151H110V152H108ZM126 151V152H125ZM149 153H148V152ZM177 151V152H176ZM200 151V152H199ZM210 151V152H209ZM31 152V153H30ZM43 152V151H42ZM80 152H82V154H80ZM101 152V153H100ZM104 152V153H103ZM171 152H173V153H171ZM184 152V153H183ZM198 153L199 155H197L196 153ZM220 152V153H219ZM223 152V153H222ZM92 153V154H91ZM129 153V154H128ZM142 155H141V154ZM146 153V154H145ZM169 153V154H168ZM193 153H195V155L197 156V158H195V156L193 157ZM205 153V154H204ZM37 154V155H36ZM85 154V155H84ZM88 154H91L92 155V157H91V155H89V157H88ZM119 154L121 155V156H119ZM190 154V155H189ZM203 154L205 155V156H203ZM213 154V155H212ZM216 154H217V157H216ZM227 154V155H226ZM14 155V154H13ZM36 155V156H35ZM76 155H77V157H76ZM139 155V156H138ZM143 155H145V157L147 158H145V157H143ZM151 155V156H150ZM209 155V156H208ZM218 155H219V158L221 159V160H219V158H218ZM220 155H222V158H221V156ZM29 156V155H28ZM40 156H41V158H40ZM54 156V157H53ZM70 156H72L74 159H72V157H70ZM82 157V158H80V157ZM98 156V157H97ZM120 158H119V157ZM174 156V157H173ZM203 156V157H202ZM225 156V157H224ZM48 157V156H47ZM67 157V158H66ZM86 159V160H84V161H86V162H84L83 161V159L84 158ZM87 157V158H86ZM140 157H142V160H140L141 158ZM172 158V159H168V158ZM191 157H193V158H195L194 160L193 159H189V158H191ZM207 157V158H206ZM227 157V158H226ZM233 157V158H232ZM71 158V159H70ZM77 158H78V160H77ZM90 158V159H89ZM139 158V159H138ZM144 158V159H143ZM199 158H201L200 160H199ZM212 158V159H211ZM228 159V160H230V161H225L226 159ZM9 159V160H8ZM21 159V158H20ZM61 159V160H60ZM130 159V160H129ZM187 159H189V160H187ZM200 161H198V160ZM225 159V160H224ZM235 161H234V160ZM238 159V160H237ZM80 160V161H79ZM97 160V161H96ZM149 160V161H148ZM170 162H169V161ZM192 160L193 161H195V163H196V165L194 164V165H192L193 164V162H192ZM202 160V161H201ZM205 160H207L208 162L206 163V161ZM211 160V161H210ZM23 161H22V164H24L23 163ZM64 161V162H63ZM88 161V162H87ZM169 163H168V162ZM172 161V162H171ZM189 161V162H188ZM198 161V162H197ZM66 162V163H65ZM83 164H81V163ZM100 162V163H99ZM125 162V163H124ZM130 162H135V164L137 165V167L139 168L140 167V165L143 163V165H144V167H143V169H145V167L146 168H148V165H149V167H153V169H154V173L152 174L151 172H149V170H147L146 172L147 173H145V174H150L148 177H146L145 175H140V177L138 178V179H135V181H136V183H135V181H134V185H136V187H133L132 189V191H131V193H129L130 191H128V193L127 192H124V191H122V190H127V186H125V183L126 182H124V178L126 177V176H130L128 173L127 174H125L126 172L125 171H122V169L125 167V166H127ZM136 162H139V163H136ZM142 162V163H141ZM150 162H153V164H151ZM165 162V163H164ZM167 162V163H166ZM213 162V163H212ZM232 162V163H231ZM235 162V163H234ZM237 162V163H236ZM240 162H241V165H240ZM43 163H46V166H48L47 167V169H45V167H43ZM58 163V164H57ZM84 163L86 164V163H91V164H93V165H89V167H88V165L86 164V169H85V167H84ZM99 163V164H98ZM164 163V164H163ZM14 164H16V165H14ZM48 164V165H47ZM126 164V165H125ZM151 164V165H150ZM167 164V165H166ZM168 164H171V165H168ZM205 166H204V165ZM244 164V165H243ZM146 165V166H145ZM153 165V166H152ZM165 165V168L163 167ZM198 165V166H197ZM200 165V166H199ZM29 166V165H28ZM80 166L83 168H80ZM93 166H96V167H93ZM104 166V167H103ZM170 166V167H169ZM174 166V167H173ZM195 166H197V167H195ZM207 166V167H206ZM23 167V171H25V172H21L22 173V175L24 174V175H26L27 173L26 172H28V174L26 175L27 176V178H26V176H24L23 175V177L21 176V174L18 172V171H20V170H18V168L20 169V168H22ZM56 167V168H55ZM88 167V168H87ZM141 167V168H142ZM13 168H14V170L15 169H17V171L15 170H13ZM48 168H50V170L48 169ZM92 168V170H90ZM171 168V169H170ZM190 168V169H189ZM25 169V170H24ZM58 169V170H57ZM60 169V170H59ZM84 169H85V173L84 174H81L83 171H84ZM89 169V170H88ZM97 169H98V171H97ZM100 169V170H99ZM102 169V170H101ZM116 169V170H115ZM34 170V169H33ZM36 170H38L37 171V173H39L40 172V177H39V175L37 174V173H35L36 172ZM44 170V171H43ZM50 171V175H51V178H52V180H53V182L52 183H50L49 182V180H51L50 179V176L47 174V172L46 171ZM54 170V171H53ZM83 170V171H82ZM87 170V171H86ZM94 170H96L97 172L95 173V171ZM57 171V172H56ZM62 171V172H61ZM78 171V172H77ZM90 171H92V173L90 172ZM99 171L104 175V173L105 174H107L108 172V175H104V176H110L111 175V173H113L114 171L116 172H118L117 174H116V178H119V177H122V178H119L118 180V184H116V186H109L108 184H106V185H108L107 186V188L106 189H108L107 191H106V194L107 195H109V194H113V195H111V196H107L106 194H104L105 192V190L106 189H103L102 190V188H101V193H103V194H101L100 192H99V194H98V192L96 193L95 191V194L94 195H97V198H95L96 196H93V194L92 193H89V195H91V199L90 198H88V199H90L91 201L93 200V202H95L94 200H98V206L96 205V206H94L95 204H93L91 201H90V203H91V206H90V204L88 205L90 208H89V210H91L92 208H94V207H96L97 208V210H96V214L94 213V211H95V209L94 210H92L91 212L88 210L87 212H88V214L89 213H91V214H89L90 216H91V218L89 217V215L87 214V218L89 217L90 218V221H91V223H93V225L90 223V221H89V218H88V220L86 219V216H85V214H83V215H80V211L79 210H81V212L84 210L85 211V208H84V204H83V202L81 203L80 202V199H81V196L80 197H78L77 196V198H79L78 199V202H77V200L74 198V199H72V203H70V205H71V207H70V211H73V210H71V208H72V206H73V208H74V206H76L77 204H76V202L78 203V206L80 205V204H83V205H81V206H79L80 207V209H79V207L78 206H76V210H78V212L76 211L75 212V209H74V213L75 214H72L70 211H69V208H68V205L67 204H65V205H67L66 206V209H67V211H63L64 213L63 214H61L60 213V211H55V209L57 208V202L59 201V200H62V195H63V193H65V191H69L70 190V188L71 189H79V187L81 188L82 186H84V185H86V184H91V183H95V184H97V181L96 182H90V181H93L94 180V178H96V177H98L99 175L100 176H103L101 173H99ZM104 171H106V172H104ZM108 171V172H107ZM110 171H112L111 173H110ZM14 172L16 173V174H14ZM18 172V173H17ZM43 172H45L46 173V176H49L48 177V179H47V177L43 174ZM88 172H90V173H88ZM95 173V175H94V173ZM114 172V173H115ZM124 172V173H123ZM193 172V173H192ZM35 173V176H36V178L38 179V177L39 178H41L42 177V174H43V177L41 178V179H39L40 181H38V183L36 182V184H35V181L37 180L36 178H33V176L34 175H32V174H34ZM120 173H123L124 175H121ZM191 173H192V175H191ZM53 174V175H52ZM79 174V175H78ZM87 174V175H86ZM89 174H92V175H89ZM188 174V175H187ZM195 174V175H194ZM17 175V176H16ZM28 175H30V176H28ZM80 175H81V177L83 178V179H81L80 180ZM118 175V176H117ZM161 175V176H160ZM167 177H166V176ZM185 175V176H184ZM45 176V177H44ZM84 176H85V178H86V180L84 179ZM87 176V177H86ZM90 176H92V177H90ZM111 176H113V175H111ZM115 176V175H114ZM143 178H142V177ZM28 177H29V180H28ZM33 178V179H36L35 181H33L34 182V184H30L29 182H31L32 181V179H31V181H30V178ZM54 177V178H53ZM56 177V178H55ZM165 177V178H164ZM187 177H188V179L189 180H187ZM197 177V178H196ZM205 177V178H204ZM26 178V179H25ZM88 178V179H87ZM167 178V179H166ZM202 178V179H201ZM240 178V179H239ZM24 179H25V181H24ZM44 179V180H43ZM48 180V181H45V180ZM54 179H55V181H54ZM122 179V180H121ZM183 179H184V181H183ZM210 179V180H209ZM18 180V181H19ZM28 180V181H27ZM41 180H43V183H42V181ZM51 180V181H52ZM76 180V181H75ZM79 180V181H78ZM89 180V181H88ZM168 180V181H167ZM181 180V181H180ZM186 180V181H185ZM208 180H209V183H208ZM22 181H23V184H22ZM81 181V183H79L78 184V182H80ZM83 181V182H82ZM121 181V182H120ZM197 181V182H196ZM32 182V183H33ZM55 182H58V184H56ZM141 182H143L144 184H142ZM182 182V183H181ZM184 182L186 183V184H184ZM195 182V183H194ZM26 183H27V186L28 185H30L29 187H36V186H38V188L36 187V189H38V191H37V193L39 192V194H41V198H40V195L38 196V194H36L35 192H33V191H35V188H29V187H27V188H29V189H27V190H25L26 189V186H24V185H26ZM44 183H46V184H44ZM71 183V184H70ZM78 185H76V184ZM84 183V184H83ZM193 183V184H192ZM196 183H198V184H196ZM38 184V185H37ZM48 184V185H47ZM50 184H51V186H52V184L54 185V187L52 186V188H54V190L56 191V189L57 190H59V191H61L62 189L63 190H65L64 192H63V190H62V194H60V192H59V194L61 195H57V193L52 189V192H54L56 195H57V198L56 197H54V199H51V198H53V196H55V194L54 193H51V194H49V195H47V199H43V198H45L46 197V194H48V193H45V192H49L50 191V189L48 188V187H46V186H49L50 187ZM115 184V183H114ZM142 186H141V185ZM146 184V185H145ZM148 184V185H147ZM151 184V185H150ZM184 187V189H183V187H180L181 185ZM21 185L23 186V187H21ZM40 185H42L43 187H46V188H42V191H41V188L39 187ZM46 185V186H45ZM56 185H57V187H56ZM74 185H76V186H74ZM140 185V186H139ZM144 185V186H143ZM156 185H157V187H156ZM170 185V186H169ZM190 185V186H189ZM198 185V186H197ZM215 186V188L213 189V187ZM18 187V188H17ZM20 187V188H19ZM56 187V188H55ZM59 187V188H58ZM66 187V188H65ZM74 187V188H73ZM76 187H78V188H76ZM87 187H89V186H86L85 188H87ZM100 187V186H99ZM98 187V188H99ZM143 187H145V188H143ZM149 187V188H148ZM154 187V188H153ZM180 187V188H179ZM192 187V188H191ZM196 187V188H195ZM6 188H7V186H6ZM24 190V192L25 191H29V192H25L26 193V197H25V199H23L24 198V196H25V193H23V192H20L19 193V191L21 190L22 191V189ZM40 188V189H39ZM47 188H48V190H47ZM135 188V189H134ZM143 188V189H142ZM155 188H157V189H155ZM188 188H190V189H188ZM16 189V190H15ZM43 189H45V190H47V191H44ZM66 189H68V190H66ZM100 189V188H99ZM116 189H118V191L116 190ZM121 191H120V190ZM205 189H206V191H205ZM216 189V190H215ZM41 192H43V193H41ZM190 190H191V192H190ZM210 192H209V191ZM18 191V192H17ZM30 191L32 192L31 194L34 196V195H37V196H35V197H37V198H35L34 197V199H33V196L30 194ZM83 191H85V190H83ZM103 191V192H102ZM134 191V192H133ZM147 193H146V192ZM173 192V194H172V192ZM212 191H214V192H212ZM217 191V192H216ZM88 192H90V191H88ZM87 192V193H88ZM187 192V193H186ZM189 192V193H188ZM193 192V193H192ZM263 192V193H262ZM23 193V194H22ZM33 193H35V194H33ZM44 193H45V195H44ZM114 193H116V194H114ZM133 193V194H132ZM207 193V194H206ZM21 194L22 195H24V196H22L21 197ZM27 194H29V195H31L32 197H30L29 195H28V197H29V199H31V200H28V198H27ZM53 194V196H51L50 197V195H52ZM127 194V195H126ZM147 194V195H146ZM204 194V195H203ZM77 195V194H76ZM102 195H106V198L108 199H106L105 197V199L102 201L100 198H103V196ZM128 195H129V197L130 196H132V198L130 197L129 199H133L132 200V202L133 203H135L134 202V200L137 202V203H135V204H137L136 206H140V208H141V206H143L144 207V209H143V211L140 209V208H138L139 210H138V212H140V210L142 211V214L143 215H140V217L138 216V220H139V218H140V220H141V222H140V224H141V226H142V229H143V232H144V234H145V236L147 235V233H148V236L150 235V233L152 234V231H153V233H154V231L157 233V231L158 230H160V231H162L161 232V234L163 233V235L162 236H164V237H162L161 238V241L160 242H158V244H156V245H154L155 243H154V241L151 239V237H153L152 235H151V237H148V236H146V237H148L147 239H142L143 241L142 242H144V244L142 243V245H145L144 246V248L147 246L148 248H146V250H149L148 251V256H145L146 254L144 253V251L142 250V246H140V247H136L135 245H131V242H132V240H134V238L132 239L131 237H128L130 240H131V242H130V240L129 239H125L124 237H125V235H123V233H125L126 232V230L127 229H125L124 227H126L127 228V226H129L128 224L130 223V226H133L132 224H134L133 222H132V220H130L129 221V219L127 220V223H126V225H125V223H124V225H123V222H122V224H121V222L120 221H123V218L124 219H126V217L128 216V214H129V216L127 217V218H130V210H132L131 209V206H129V204H127L126 203V205H125V202L123 201V200H125L126 198H128ZM43 196H45V197H43ZM99 196H102V197H99ZM143 196V197H142ZM183 196H186L185 198H187V199H185ZM197 196H200V197H197ZM205 196L206 197H208V199L206 198L205 199ZM39 197V198H38ZM58 197H59V200H58ZM90 197V196H89ZM93 197V198H92ZM145 197V198H144ZM147 197V198H146ZM203 197V198H202ZM21 198V199H20ZM48 198H50V201H47V200H49ZM116 198V199H115ZM140 198H143L144 200H140ZM197 198V199H196ZM199 198V199H198ZM211 198H214L215 200H216V202H217V204L215 203V200L214 199H211ZM27 199V200H26ZM44 200V202L46 201V203H44V205L43 204H40L39 203V205L37 204V202L39 201V202H42L41 200ZM55 199H57V200H55ZM100 199V200H99ZM112 199V200H111ZM119 199V200H118ZM121 199V200H120ZM209 199H210V201H209ZM4 200H5V202H4ZM23 200V201H22ZM34 200V201H33ZM35 200H37L36 202H35ZM53 200H55L54 202H53V204H52V202L51 201H53ZM75 200V201H74ZM116 201L117 203H118V205H117V203L116 202H114V201ZM190 200H191V202H190ZM206 200H208V201H206ZM30 201H32V204H33V206L35 205V206H37L36 208H37V211H38V213H37V211L35 210L36 208H32V204H31V202ZM57 201V202H56ZM89 201V200H88ZM102 201V202H101ZM104 201L106 202V204L108 205H106L105 203H104ZM123 202V204H121L120 202ZM187 201H189V202H187ZM13 202V203H12ZM25 202V203H24ZM48 202L50 203V204H48ZM56 202V203H55ZM59 202H61V201H59ZM58 202V204L60 205V206H63V204L64 203H59ZM80 202V203H79ZM193 202V203H192ZM206 202V203H205ZM263 202V203H262ZM24 205H23V204ZM36 203V204H35ZM43 203V202H42ZM55 203V204H54ZM104 203V204H103ZM139 203H141V204H139ZM194 203H195V205H194ZM210 203V204H209ZM214 205H213V204ZM31 204V205H30ZM75 204V205H74ZM42 205H43V207H42ZM47 207H46V206ZM53 206L54 208H55V206H56V208L54 209L53 208V210L52 211H50V212H48L47 213V215L48 216H50L51 215V217H45L46 216V213L44 212V211H47V210H49V208H50V206ZM58 205V206H59ZM101 205H106L107 207H108V209H107V207L105 206H103L104 208H106V210H104V208L103 207H101ZM122 205V206H121ZM10 206V207H9ZM28 206V207H27ZM39 206H41V207H39ZM59 206V207H60ZM126 206V207H125ZM193 206V207H192ZM202 206H203V210H202ZM13 207V208H12ZM31 207V208H30ZM49 207V208H48ZM129 207V208H128ZM40 208V209H39ZM47 208V209H46ZM72 208V209H73ZM128 208V209H127ZM29 209V211H28V213L26 212V210H28ZM31 209V210H30ZM43 209V210H42ZM120 209V210H119ZM12 211V214L10 213L11 211ZM21 210H23V211H21ZM25 210V211H24ZM34 210V211H33ZM40 210V211H39ZM42 210V211H41ZM130 212H129V211ZM208 210V211H207ZM263 210V211H262ZM10 211V212H9ZM33 213V214H31V212ZM100 211H102V213L100 212ZM107 211V212H106ZM119 211V212H118ZM129 213H128V212ZM226 211V212H225ZM259 211V212H258ZM23 212H25V213H23ZM30 212V213H29ZM44 212V214H43V216H42V213ZM55 212H59L60 214H61V216H63V215H68V216H70L71 217V215H73L72 216V218H71V220L72 221H67L65 218H66V216H63V218H64V220L63 221H65L66 220V222H65V224H67V222L69 223V222H71L72 223V228H71V225H70V223L68 224V225H70V226H68V228H69V231L67 230L68 228H67V226H65L64 225V223L62 224L61 223V220H62V218L60 219L58 216H60L59 215V213H55ZM62 212V211H61ZM65 212H67V214L65 213ZM144 212V213H143ZM233 212V213H232ZM5 213V214H4ZM6 213H7V216H6ZM13 213H17V216L15 215V214H13ZM25 214V215H27V216H29L30 214V216H29V218L26 220L25 219V216L23 215V214ZM27 213V214H26ZM36 213V214H35ZM79 213V214H78ZM102 215H101V214ZM123 213H125V215L123 214ZM11 216H10V215ZM21 214V215H20ZM29 214V215H28ZM35 214V215H34ZM39 214H41V215H39ZM56 214H58V215H56ZM93 214H95L94 215V218L96 219H94L93 220ZM121 214H123V216L121 215ZM133 214V213H132ZM145 214V215H144ZM209 214V215H208ZM4 215V216H3ZM15 216V218H13V216ZM20 217H19V216ZM35 217L36 215H38L37 216V218H43V220H40V221H43V226H45V227H47L46 228V230L45 229H43L44 231H46L47 233V235L45 234V233H43V231H42V233H40L41 231L39 230V232L37 231L38 229H39V227H38V225L37 224H35L36 222H37V220H35V219H37V218H35L34 219V221H36L35 223H33V224H35V225H33L32 224V218H34L33 216ZM53 215H55V216H53ZM79 216L78 218H77V216ZM101 215V216H100ZM121 215V216H120ZM201 215L203 216V217H201ZM6 216V217H5ZM41 216V217H40ZM85 216V217H84ZM111 216H113V217H111ZM125 216V217H124ZM144 216V217H143ZM199 216V217H198ZM209 216V217H208ZM4 217V218H3ZM10 217V218H9ZM12 217V218H11ZM17 217V218H16ZM53 217H58V218H56L57 220H55V218H54V220H53ZM74 217H76V219L74 218ZM84 217V218H83ZM143 217V218H142ZM208 217V218H207ZM8 218V219H7ZM52 219V220H49V219ZM68 218V220L70 219L69 217H67ZM82 218V219H81ZM103 218V219H102ZM170 218V219H169ZM253 219V221H254V224L252 225L251 223H249V221H250V219ZM262 218V219H261ZM3 219H5V220H3ZM12 219H13V221H12ZM17 219V220H16ZM20 221H19V220ZM22 219H23V222H22V224H20L21 223V221H22ZM58 219H60V221H58ZM81 219V220H80ZM86 221H85V220ZM92 219V220H91ZM101 219V220H100ZM117 219H118V221H117ZM119 219H121V220H119ZM131 219V218H130ZM169 219V220H168ZM8 220V221H7ZM30 220H32V221H30ZM47 220V221H46ZM75 220H76V222H75ZM78 220H80V221H78ZM99 220V221H98ZM104 220V221H103ZM108 220V221H107ZM5 221V222H4ZM10 221V222H9ZM29 221V223H27ZM49 221H51V222H49ZM83 221V222H82ZM89 221V222H88ZM117 221V222H116ZM133 221H135V218L133 219ZM17 222V223H16ZM19 222V223H18ZM47 222H49V223H47ZM53 222V224H52V226H50L51 225V223ZM97 222V224H95ZM116 222V225L114 224ZM120 222V223H119ZM170 222V223H169ZM171 222H173V224L171 223ZM188 222V223H187ZM28 224L27 226H26V224ZM38 223H40V222H38ZM60 223V224H59ZM75 223H76V226H75ZM106 223V224H105ZM108 223H109V225H111V226H109L108 225ZM112 223V224H111ZM132 223V224H131ZM164 223H165V225H164ZM169 223V224H168ZM16 224V225H15ZM24 224V225H23ZM41 224V223H40ZM49 224V225H48ZM60 226H59V225ZM83 224V225H82ZM103 224H104V226H103ZM113 224L115 225L114 226V231L116 232V229H120L119 231H120V235H119V231L117 232V233H113L114 231H112V229H113ZM117 224H118V226H117ZM171 224V225H170ZM185 224H187L188 225V228H190V230L189 229H187V227H186V229L183 227H181L180 225H185ZM10 225H13V226H10ZM20 225H22V227H19ZM47 225V226H46ZM80 225V226H79ZM106 225V226H105ZM24 226H25V228H24ZM34 228V229H36V230H34L32 227ZM34 226H37V227H34ZM93 226V227H92ZM121 226V227H120ZM252 226V227H251ZM256 226V227H255ZM54 227V231L55 232H58V230L60 229V231L61 230H64L63 232H58V234L59 235H61V237H59L58 235H56L55 234V236H54V232H53V228ZM63 228V227H66L65 229L63 228V229H61V228ZM88 227H90V228H88ZM101 227H105V228H102V231H100V229H101ZM111 227H112V229H111ZM120 227V228H119ZM172 227V228H171ZM263 227V226H262ZM20 228V229H19ZM27 228H28V230L30 231V232H28V230H27ZM56 228V229H55ZM59 228V229H58ZM71 228V229H70ZM77 228H78V230H77ZM98 228H100L99 230H98ZM108 228V229H107ZM130 228V227H129ZM157 228H158V230H157ZM163 228H165V230L163 229ZM169 228V229H168ZM181 228V229H180ZM250 228V229H249ZM256 228H257V230H256ZM49 229V230H48ZM52 231H51V230ZM95 229V230H94ZM104 229V230H103ZM123 229H125V231L123 232ZM186 230V233H185V231H183V230ZM25 230H27V231H25ZM71 230H74V231H72L71 232ZM78 232H77V231ZM93 230H94V233H96V231H98L99 233H98V236H100V234H101V238H95V237H98L97 236V233H96V235L93 233ZM108 230V231H107ZM180 230H182V231H180ZM252 232H251V231ZM25 233H24V232ZM81 231V232H80ZM90 231V233H88V232ZM104 231H105V233H104ZM122 231V232H121ZM149 231H151V232H149ZM164 231H165V233H164ZM179 231V232H178ZM248 231H249V236H248ZM260 231V230H259ZM41 235V237H40V235L38 234V233ZM49 232H51L52 234H53V238L51 237L50 238V236H52V235H50L49 234ZM76 232H77V235H76ZM84 232H85V234H89V235H87V236H85V234H84ZM101 232V233H100ZM109 232V233H108ZM166 232H168V233H166ZM65 235H64V234ZM69 233H71V234H69ZM75 233V234H74ZM91 233H93L94 234V237H93V234H92V236L90 235ZM121 233H122V235H121ZM177 233V234H176ZM185 233V234H184ZM243 233V234H242ZM247 233V234H246ZM252 233H254V234H252ZM32 234V235H31ZM36 234V235H35ZM38 234V235H37ZM68 234L69 235H71L72 237H70V236H68ZM73 234V235H72ZM81 234V235H80ZM84 234V235H83ZM108 234V235H107ZM109 234H111V235H109ZM158 234H159V232H158ZM165 234V235H164ZM169 234V235H168ZM43 235H45V237L43 236ZM63 235V236H62ZM75 235V236H74ZM79 235V237H77ZM83 235V236H82ZM102 235H105V236H102ZM118 235V236H117ZM157 235V234H156ZM156 235H154V236H156ZM184 235V236H183ZM200 235V236H199ZM220 235V236H219ZM247 235V236H246ZM39 236V237H38ZM49 236V237H48ZM65 236V237H64ZM91 236V237H90ZM108 236V237H107ZM114 236V237H113ZM120 236V237H119ZM194 236V237H193ZM222 236V237H221ZM250 236H252V237H250ZM57 237H59V238H57ZM67 237H69V239L67 240ZM76 238V240L77 241H80V243L79 242H77L76 240H74V238ZM81 237V238H80ZM82 237H84L86 240H84ZM109 238L110 240H112L113 242H112V244L108 241V242H106L108 239L107 238ZM118 237V238H117ZM185 239H184V238ZM202 237V238H201ZM242 237V238H241ZM48 238H49V240L51 239V240H53L54 239V241L52 242L51 240L49 241L48 240ZM58 240H57V239ZM73 238V239H72ZM88 238H90L89 240H88ZM95 238V239H94ZM190 238V239H189ZM192 238V239H191ZM252 238H254V239H252ZM41 239V240H40ZM59 241L58 242V245H56V247H55V245L54 244H57V241ZM63 239V240H62ZM72 241H71V240ZM80 239V240H79ZM100 239V240H99ZM104 239V240H103ZM153 241V243H152V241ZM246 239V240H245ZM38 240V241H37ZM43 240V242H39V241H42ZM47 240V241H46ZM62 240V241H61ZM66 240V241H65ZM97 242H96V241ZM117 240V241H116ZM190 240V241H189ZM20 241H22V242H20ZM63 241H65L64 242V246H62V242ZM71 242V244H70V242ZM94 241V242H93ZM126 241V242H125ZM188 241V242H187ZM205 241V242H204ZM20 242V243H19ZM48 242H49V244H48ZM69 242V243H68ZM96 242V243H95ZM103 242H105V243H103ZM120 242V246H118V244L117 243H119ZM146 242V243H145ZM182 244H181V243ZM41 243V244H40ZM44 243H46V244H44ZM54 243V244H53ZM66 243H68V244H66ZM74 243H73V245H74ZM95 244V247L96 248H94V246H93V248H91L92 246H90V245H92V244ZM244 243V244H243ZM249 243H251V244H249ZM48 244V245H47ZM52 244V246H50ZM61 244V245H60ZM69 244H70V246H69ZM97 244V245H96ZM114 244V245H113ZM116 244H117V246H116ZM247 244H249V245H247ZM47 245V246H46ZM65 245H67L68 246V249H70V251H68L69 253H67V246H65ZM72 245V247H74ZM104 245H102V248L104 249V250H106V248H105V246ZM127 245V246H126ZM179 245V246H178ZM186 245V246H185ZM190 245L192 246V247H190ZM224 245V246H223ZM240 245V246H239ZM34 248H33V247ZM54 247V248H56V249H53V248H46V247ZM60 247L62 250H60V248H59V250L57 249V247ZM125 248H123V247ZM129 246V247H128ZM156 246H157V248H156ZM188 246V247H187ZM195 246V247H194ZM245 246V247H244ZM18 247V248H17ZM44 247V248H43ZM117 247V248H116ZM121 247L123 248V250H125V251H123L122 252V250H121ZM130 248L129 250H128V248ZM202 247V249H200ZM33 250H32V249ZM66 248V249H65ZM135 248V249H134ZM155 250H154V249ZM196 248H198V249H196ZM41 249H42V251H41ZM94 249V250H93ZM132 249V250H131ZM193 249V250H192ZM196 249V250H195ZM48 250H51V252H49ZM56 250H58V251H56ZM103 250V251H104ZM127 250V251H126ZM140 250V251H139ZM27 251V252H26ZM29 251H31V252H29ZM45 251V252H44ZM109 251V250H108ZM26 252V253H25ZM57 252H58V254H57ZM63 252V253H62ZM65 252L67 253V254H65ZM73 252V253H72ZM130 252V253H129ZM139 254H138V253ZM143 252V253H142ZM185 252V253H184ZM203 252V253H202ZM29 253V254H28ZM32 253H33V255H32ZM45 253V254H44ZM56 253V254H55ZM70 253H72V254H70ZM120 253V254H119ZM172 253V254H171ZM27 254V255H26ZM50 254V255H49ZM63 254H65V255H63ZM69 254H70V256H69ZM91 254H88V255H91ZM118 254V255H117ZM128 254V256H126ZM143 255L144 254V256L146 257H141V255ZM168 254V255H167ZM195 254H197V256L195 257ZM123 255V256H122ZM139 255V256H138ZM173 255H174V257H173ZM191 256L190 258H192V259H190L189 258V256ZM193 255H194V257H193ZM217 255V256H216ZM29 256H31V257H29ZM67 256V257H66ZM102 256V255H101ZM166 256V257H165ZM180 256V257H179ZM205 257V258H203V257ZM70 257V258H69ZM73 257H75L74 259H73ZM91 257H92V255H91ZM94 257V256H93ZM120 257V258H119ZM31 258V259H30ZM67 258V259H66ZM88 258H90V256H88ZM102 258V257H101ZM100 258V259H101ZM133 258V259H132ZM200 258H203V259H200ZM217 258V259H216ZM27 259H28V261H27ZM30 259V260H29ZM63 259V260H62ZM65 259V260H64ZM72 259V260H71ZM126 259H127V262H125L126 261ZM245 261H244V260ZM22 260V261H23ZM137 260H139V261H137ZM156 260V261H155ZM171 260V261H170ZM197 260V261H196ZM200 260V261H199ZM30 261H31V263H30ZM73 261H75V262H73ZM82 261V262H81ZM166 261V262H165ZM192 261V262H191ZM205 261V262H204ZM251 261V262H250ZM25 261H23V264H27L26 262L24 263ZM77 262V263H76ZM220 262V263H219ZM67 263V264H68ZM19 264H22L21 263V260H20V262H19Z\"/></svg>", "mask_w": 264, "mask_h": 264}, {"label": "bare ground", "instance_id": "bare-ground-1", "mask_svg": "<svg viewBox=\"0 0 264 264\" xmlns=\"http://www.w3.org/2000/svg\"><path fill=\"white\" fill-rule=\"evenodd\" d=\"M41 1L43 2V1H47V0H36V2H34V0H0V57L2 58V59H0V60H4V57L6 56V54L8 53V55L7 56H9V53H10V51L11 50H9L8 51V49H6L8 46H9V48H10V46L11 45H9L10 44V42L11 41H15V42H17V41H19V43H20V41L21 42H23V40H24V38L25 37H23V35H25V36H28L27 38H29V39H31L32 40V37L34 38V37H37L38 38V40L43 36V35H45L44 37H46V39L48 40V38L50 37L51 38V36L53 35V34H51V36H50V34H49V31H51V29L52 28H54V30L56 31V28L58 27V28H60V26H61V28L62 29H57V30H60V32H59V34L61 33V35H59L58 34V32H57V34H58V38H56L55 39V37H57V35L56 34H54L55 36L53 37V39H52V41H51V39H50V41L48 40L46 43H44V40H43V38L42 39H40V40H43L42 42H43V44H45V45H43L42 46V48H43V50L40 52V53H38L39 55H37L36 53H37V50H38V48L39 47H41V46H38V48H37V50L35 51V53H32L31 55H33V54H35L36 56H40V59L39 60H37V64L35 65L34 63H32V62H34V60L37 58L36 56H34L33 58H34V60H32L31 59V57H30V61H28V57L27 58H24V56L22 57L21 55V58L20 59H22V58H24V59H26L27 61H25V63H23L19 68H17V69H15V68H13V70H11V73H5L7 76H5V77H3L4 75H3V73H2V75H0V76H2V78H4V80H8L9 82L8 83H3V82H1L0 83V151H4V153L2 152V154H4L5 155V150L6 149H4V148H6V147H8L7 148V150L8 151H10V152H12V149L14 148V146H13V144L15 145V147H17V146H19V147H17V148H14L13 149V152H12V156L10 157V155L8 156V153H6V156H7V158L9 157V158H11L13 161L15 160V163H16V161H17V165L16 164H14V165H16V167L17 166H19V161L20 160H22V159H24V156H26L27 155V157L28 158H33V157H30V155L31 154H27L24 150H31L33 147H36L37 146V148H34L35 149V151L36 150H38V151H36V152H38L39 154H42V157H43V155L45 154L46 155V152L48 151V150H51V152H52V149L53 148H55L56 147V149H53V151H58V153L56 152V156H57V154H59L60 153V155L62 154L61 152H63L64 150H62L63 148H61V147H63V145L60 147V149L58 150L57 149V145L58 144H60V142H59V140L60 139H62V137L63 136H65V134H68V132L70 133L69 135H70V137H68L69 139H71V137H74L73 139V141H74V144H72V146L73 145H76L77 143H78V141H77V143L75 142V139L78 137V139H79V136H81V135H83L82 137H85V139H88V138H86V137H91L90 135H91V133L93 132L92 130L94 129L93 128V126H92V124H90V121L92 120V119H94V117H95V115H96V113L102 108H104V105L102 104V103H100L101 101V99L103 100V96H105V95H102V94H104L105 93V91L107 92V89L106 90H104V91H102V94H100L99 95V97H98V99H99V101L100 102H97L98 100H97V98H95V97H97L98 96V92H100L101 91V89L97 92V91H95L96 90V87L95 86H93L94 84V82L93 83H91V81H92V78L96 75V74H98V76L99 77H101V76H105L104 78H103V82L104 83H102V85L104 84L105 85V81H106V85H107V83H108V80H109V83H111L110 81H112V80H114V81H116L117 83H119V84H122L120 81H122V79L120 78V75H119V73H121L120 71H119V69H122V68H125L124 70L126 71V70H128V72H129V70H132V69H126V66L128 67L130 64H134V65H136L137 66V68L139 69V71H141V73L139 74V71H138V76H140V77H138L136 80H134L135 82H137L138 83V88L140 87H142L140 90H142L143 89V87L144 86H146V84H148L147 82L149 81V84H150V82L152 83L153 81H155V79H156V77L154 76V74H153V76L155 77H152V71L150 70V68H148V64H147V62H148V60L151 58L150 57V55H151V53H150V51H151V49L149 50V48L147 49V50H144L143 49V47L141 48V46L139 47L138 45H135L134 43H135V41H137L136 40V36H138L139 38H141V39H143V40H141V41H144L145 42V44H148V43H146V42H153L154 44L156 43L157 45H154L155 47L156 46H159L160 45V42H166V43H168V45H169V43H170V45H172V41L174 40V39H172V38H175L176 39V37H174V36H176V35H179V38H180V40H181V42H180V40H179V42L178 43H182V40H184V42L182 43V45L183 44H185V41L190 45V46H193V45H191L192 43H193V41H195V40H193V41H189L188 42V40H189V37H187V38H184V35L183 34H187V33H189V32H186V31H189V30H191L192 29V31H191V33H193V35L196 33L197 34V32H198V30L197 29H200V32L201 33H203L202 35L203 36H207V37H209V38H214L213 39V46H215L216 47V45H218L219 44V42H220V44H219V47H220V45H225V46H227L229 43H231L232 42V39L236 36V34H234V37L232 38V39H230L229 41H231V42H229L228 44H226V42H228V41H226V37L227 36H225L223 39L221 38V36L223 35H221L220 36V38H221V40H219L218 41V44H217V39H215V38H219V37H210V36H208L209 34H212L213 32H215V30H219V31H221V29H217L219 26L217 25V22H215L214 21V23H216V24H214V23H211L210 25L212 26H209V27H207V28H211V29H213V28H215L216 27V25H217V28H215L214 30H213V32H212V30L210 31V29L208 30V29H206L207 30V33L205 32V30H203V32H202V27H203V25L204 24H206L205 23V21H207V20H211V19H203V18H206V17H199L201 14H202V12L200 13V15L198 16L197 15V13H199L198 12V10H200L201 9V11H203L202 9L204 8L205 10L204 11H207V12H211V11H214V9L216 8V10L218 9V11H219V9H222V12L224 13V9L225 8H227V6L228 5H226V4H229V6H230V4H231V2L233 1V0H197V2L195 3L194 1H192V0H184V2L183 3H185V1H188V2H190V1H192V2H190V4L189 3H186V6H188V4H189V7H187L186 9L185 8H183L182 6H184V5H182L183 3H181L180 1H183V0H120L118 3H119V6L117 5L116 7H118V11H120V12H118L117 11V13L116 14H121V16L123 15L124 16V18H125V15H126V12L128 11H130L131 12V17H129L128 18V20H131L130 21V23L128 22V26H130V29L129 30H127L128 28H126V30L124 29V28H122L121 27V22H119V20H122V19H120V17H119V20H118V24H108L107 22H106V24H104V22H100L99 24L100 25H97V22H98V18L96 17L98 14H100L101 13V15L102 14H104V9H102L103 7H106V9L109 7V2H106L105 3V1L106 0H104V3H105V5H103L102 3L100 4V6H98V8H99V10H101L100 11V13H96L97 15L95 16V17H93V16H91L92 14H91V12H89L88 10H87V12H89V14H91V15H88V16H91L92 18L90 19V18H88V16H86L87 18H85V16H84V13H86V14H88L87 12H84V7H86V5H82V4H84V2H82V4L80 3V1H79V3L83 6H81V5H79L80 7H81V9H82V11L84 12H81L80 10H79V8H78V10H79V15H80V12L81 13H83L82 15L83 16H77V15H75V14H73L74 16L72 17V22H75L74 20L76 19L75 17H79L78 18V23L75 25V26H73L72 24V22H71V24H70V22H69V18L72 16H70L69 18H67L69 15H67V13H65L68 9H66V11H63V13H62V11L60 12L59 10V16L57 15V18L56 19H51V18H45L44 20L46 21V24L45 25H39V22H38V20L37 21H33L32 22V24H33V26L35 25V26H38L37 28H36V31H38V33H36V35L37 36H31V37H29L30 35H26L25 33L27 32V28L28 27H26V25H28L29 26V22L27 21L28 19V17L29 16H27V13L28 12H31V15H32V11L34 10H39V11H35V13H33V18H34V16L36 17L38 14L39 15H41V13H38V12H42V16H40V18L41 17H43V15H46L45 17H47V16H50V17H52V12H47L48 10H47V8H46V6H47V4L49 3V1H47V4L45 5V7H43V6H37V4L38 3H41ZM67 1H69L68 3H69V5L66 3L65 4V6L67 5V8H69L70 7V5H72L73 3L72 2H77L78 3V1L77 0H67ZM91 0H89L88 1V3L90 2ZM96 0H94V2H95ZM99 1V3H100V0H98ZM103 1V0H102ZM110 1H112V0H110ZM115 0H113L112 2V4H113V6L114 5H116V3L114 2ZM223 1H224V3H223ZM227 1V2H226ZM239 1V0H238ZM241 1H242V6L244 5V3H246L247 1H245V0H240L239 2L241 3ZM244 1V2H243ZM249 1H251V0H249ZM248 1V2H249ZM254 1V0H253ZM50 2H53L52 3V5H51V3L50 4H48V6L47 7H50V5H51V7L53 6V4H54V8L52 7V8H48V9H52V11H55V9H62V8H64V6L62 7V5H58L57 3H62V2H64V0H50ZM76 2H75V6H73L74 8L77 6L76 5ZM87 2V1H86ZM93 2V3H94ZM151 2V3H150ZM178 2V3H177ZM179 2L181 3V4H179ZM239 2H237L236 3V5H235V8H237L238 6H241V5H238V4H240ZM247 2V3H248ZM260 2V1H259ZM259 2H258V4H259ZM261 2H262V0H261ZM55 3H56V5L57 6H61V7H59V8H56V5H55ZM72 3V4H71ZM109 3V4H108ZM194 3V4H193ZM249 3H251V2H249ZM254 3V2H253ZM43 4V3H42ZM44 4H45V2H44ZM64 4V3H63ZM86 4V3H85ZM96 4V6L98 5L97 4V2L95 3ZM108 4V5H107ZM263 4V3H262ZM88 5V4H87ZM101 5L103 6L102 8H101ZM182 5V6H181ZM192 5V6H191ZM222 5L224 6V9L223 8H221L222 7ZM232 5V4H231ZM234 5V4H233ZM252 5V4H251ZM254 5V4H253ZM255 5H256V3H255ZM88 6H90V5H88ZM94 7H96L95 5H93ZM108 6V7H107ZM113 6L111 5V7L113 8ZM228 6V7H229ZM241 6V7H242ZM246 6H249V4L247 5L246 4ZM257 6V5H256ZM259 6V5H258ZM115 7V6H114ZM116 7H115V9H116ZM233 7V6H232ZM232 7H230L232 10L233 9H235V8H232ZM244 7V6H243ZM252 7V6H251ZM262 7V6H261ZM30 8V10L28 11L27 9H29ZM76 8V9H77ZM229 8V10H231ZM247 8V7H246ZM21 9H22V11H25V12H22L21 11ZM75 9V10H76ZM86 9V8H85ZM95 9H97V7L95 8ZM248 9H250V7L248 8ZM32 10V11H31ZM71 10V9H70ZM108 11H110L111 10V8L109 9H107ZM231 10V12H235L236 10H233L232 11ZM240 10V9H239ZM256 10V8L253 10V11H255ZM258 10H259V8H258ZM21 11V14L22 15H24L23 17H25V16H27L26 17V19L25 18H23V17H21V16H19V12ZM26 11H28V12H26ZM57 10H56V13L58 12ZM108 11H107V13H108ZM111 11H114V10H111ZM110 11V12H111ZM116 11V10H115ZM203 11V12H204ZM228 11V10H227ZM227 11H226V14H227ZM238 11V10H237ZM253 11H251V9H250V11L248 12V16L250 17L251 15L253 16L254 14H252V12ZM38 14H37V13ZM67 12H71L72 13V11H67ZM75 11L73 10V13H74ZM97 12H99V11H97ZM106 12V11H105ZM109 12V13H110ZM130 12H129V14H130ZM206 12V13H207ZM222 12H220V13H222ZM241 12L242 11H240V14H241ZM256 12V11H255ZM6 13H7V15H6ZM56 13H54L53 12V14L56 16ZM64 13H65V15H67L66 16V18L68 19V20H66V19H63V17H64ZM76 13H78L77 11H76ZM94 13V14H95ZM114 13V12H113ZM213 13V12H212ZM229 13V12H228ZM244 13V12H243ZM258 13L260 14V12L258 11ZM119 14V15H120ZM209 14H211V13H209ZM215 14H216V16H217V13L215 12ZM225 14V13H224ZM224 14H223V16H224ZM230 14V13H229ZM233 14H235V13H233ZM53 15V16H54ZM61 15H63V17L61 16ZM106 14H104V16H105ZM195 15V16H194ZM235 15H237V14H235ZM246 15V14H245ZM263 15V14H262ZM61 16V17H60ZM100 15H98V17H99ZM103 16V17H104ZM106 16H108V15H106ZM110 16V15H109ZM129 16V15H128ZM198 16V17H197ZM202 16V15H201ZM203 16H205V12L203 13ZM212 16V15H211ZM210 15L208 16L209 18L211 17ZM215 16V15H214ZM216 16L214 17V18H216ZM218 16H219V13H218ZM231 16H232V18H234L235 16H233L232 14H231ZM244 16V15H243ZM251 16V17H252ZM258 16V15H257ZM260 16V15H259ZM257 17L258 19L260 18V17ZM15 17H17V18H20V20L18 19V22H16L17 20V18H15ZM37 17H39V16H37ZM103 17H101V18H103ZM111 17V16H110ZM117 17V16H116ZM228 17H230V15H226V17L224 16V17H222V18H220V16H219V18H220V20H222L223 18H226V19H223V20H225V21H227L228 20ZM237 17H238V15H237ZM245 17V16H244ZM250 17V18H251ZM256 16H254L253 17V19L255 18ZM263 17L264 16H262L261 17V19L260 20H256V19H254L255 20V22L257 21V23H258V26H261V25H259V22H263V21H261L262 19H263ZM32 18V17H31ZM31 18H29L30 20H33V19H31ZM44 18V17H43ZM42 18V19H43ZM55 18V17H54ZM97 19V20H95V19ZM100 18V19H101ZM105 18V17H104ZM104 18H103V21H104ZM123 18V17H122ZM131 18V19H130ZM174 18L176 19L175 21H177V22H183V26H186V27H184V31H185V33H184V31H183V29H182V31H183V34L181 35V30L179 31V32H177L176 33V31L174 30V32L176 33V35H174L175 33H173V32H171L172 31V28H171V30H170V33H168V30L170 29H168L167 27H168V25H173V23L175 22L174 21ZM178 18V19H177ZM213 18V17H212ZM218 18V17H217ZM240 18V17H239ZM14 19L16 20V21H14ZM35 19H37V18H34V20ZM41 19V20H42ZM46 19H48V20H46ZM74 19V20H73ZM94 19V20H93ZM110 18H106V20H109ZM113 19V18H112ZM115 19V18H114ZM117 19V18H116ZM126 19V18H125ZM124 19V20H125ZM187 19H188V21H187ZM201 19V22L199 21ZM203 19V20H202ZM23 20H26V22H28V23H26L25 21H23ZM61 21V22H59V21ZM65 22H64V21ZM102 20V19H101ZM217 20V19H216ZM223 20H222V23H223ZM231 20V19H230ZM235 20V19H234ZM246 20V19H245ZM251 20V19H250ZM13 21H14V23H13ZM21 21H23V24H21ZM45 21H43L42 20V22L44 23ZM97 21V22H96ZM232 21V20H231ZM38 22V23H37ZM42 22H40V24L42 23ZM57 22H59V25L60 26H58V24H57ZM67 22H69L68 23V26H65L66 24H67ZM210 22H212V21H209V23ZM234 22H237L236 20L234 21ZM254 22V21H253ZM254 22V23H255ZM26 23V24H25ZM36 23V24H35ZM60 23H62V24H60ZM63 23H66L65 25H63ZM122 23H123V21H122ZM124 23H126V22H124ZM185 23V24H184ZM244 23H246V21H244ZM243 23V24H244ZM251 23V22H250ZM249 23V24H250ZM20 24H21V26H20ZM69 24H70V26H69ZM101 24H103V25H101ZM108 24V25H107ZM119 24H120V26H119ZM175 24V23H174ZM177 24V23H176ZM175 24V25H176ZM179 24V23H178ZM234 24V23H233ZM233 24H232V26H233ZM248 24V25H249ZM261 24V23H260ZM24 25V26H23ZM30 25H31V23H30ZM105 25V26H104ZM107 25V26H106ZM171 25V26H172ZM208 25V24H207ZM206 25V26H207ZM214 25V26H213ZM229 26V24H226V26ZM231 25V24H230ZM239 25V24H238ZM237 25V26H238ZM240 25H242V22H241V24ZM247 25V26H248ZM251 25V24H250ZM249 25V26H250ZM262 25H264V23H262ZM24 28H23V27ZM35 26L34 27H32V25H31V27H32V31H30V33L31 32H35L33 29H35ZM39 26H44L43 28H42V30H38V28H40L41 29V27H39ZM63 26H65V27H63ZM127 25L125 26V27H128ZM181 26V25H180ZM223 26V25H222ZM225 26V25H224ZM223 26V28H225L224 29V32H225V30H226V26L224 27ZM231 26V27H232ZM234 26H236V25H234ZM233 26V27H234ZM246 26V25H245ZM252 26V25H251ZM257 26V25H256ZM68 27V28H67ZM124 27V26H123ZM178 27V25H176V28ZM201 27V28H200ZM204 27H205V25H204ZM232 27V28H233ZM239 27V26H238ZM241 27V26H240ZM239 27V28H240ZM243 27V26H242ZM180 28V27H179ZM206 28V27H205ZM220 28V27H219ZM239 28H237V29H239ZM246 28V27H245ZM245 28H241V29H245ZM254 28V27H253ZM252 28V29H253ZM256 28V27H255ZM254 28V29H255ZM258 28V27H257ZM260 28V27H259ZM28 29H31L30 28V26H29V28ZM152 29V30H151ZM165 29H168V30H166L167 32H164L165 31ZM178 29V28H177ZM181 29V28H180ZM229 29V28H228ZM179 30V29H178ZM195 30V31H194ZM223 30V29H222ZM232 30V32H233V29H231ZM258 30V29H257ZM26 31V32H25ZM194 31V32H193ZM210 33H209V32ZM238 31V30H237ZM237 31H235V33H237ZM240 31H242V30H240ZM245 31H247V29L245 30ZM252 31V30H251ZM262 31V30H261ZM22 32H24V34L22 33ZM53 31H51L50 33H52ZM200 32L198 33V34H200ZM205 32V33H204ZM218 31H216L215 33H213L212 35L214 36H216V33H217ZM228 32V31H227ZM229 32H230V30H229ZM239 32V31H238ZM263 32V31H262ZM262 32H261V34L260 35H263L262 34ZM29 33V34H30ZM46 33L47 34H49V36H47L46 35ZM54 33V32H53ZM56 33V32H55ZM130 34V35H136V36H134L133 38L135 39V41H133L132 39H130L129 37L130 36H128L127 34ZM166 33V35H168V36H166L165 37V34ZM168 33V34H167ZM209 33V34H208ZM218 33H220V32H218ZM218 33H217V35H218ZM221 33H223V31H221ZM231 33V32H230ZM247 33V32H246ZM249 33V32H248ZM247 33V34H248ZM260 32H258V34H259ZM34 33H32L31 35H33ZM205 34H207V35H205ZM226 34V33H225ZM242 34H243V31H242ZM241 34V35H242ZM246 34V36L248 37V35ZM255 34V33H254ZM253 34V35H254ZM201 35V34H200ZM237 35H238V38H240L239 37V34L237 33ZM240 35V36H241ZM39 36H41L40 38H39ZM103 36H105V38H107V39H105V41L106 42H104L103 41V43H106V45H104V47L103 48H101V46L99 47V46H97L98 44H100V43H98V41L99 40H101V37H102V39H104L103 38ZM131 36V37H132ZM183 37V38H181V37ZM195 36V35H194ZM246 36H241V37H244L243 38V41L246 43V44H248L247 43V41L249 42V40H248V38L246 37ZM256 36H258V35H255V37ZM48 37V38H47ZM186 37V36H185ZM254 37V36H253ZM17 38V39H16ZM37 38H35L36 39V41H37ZM63 38V39H62ZM65 38V39H64ZM197 38H199V37H197L196 36V41L195 42H197ZM201 38V40L202 39H204V37H200ZM206 38V37H205ZM208 38V39H209ZM227 38H229V37H227ZM99 39V40H98ZM138 39V38H137ZM177 39H178V36H177ZM191 39V38H190ZM208 39H206L207 40V42H206V40H202L203 41V43H201V40L198 42V44L200 43L201 45H199V47L201 46L202 47V44H204V42H206L207 44H205L206 46H211L212 44H211V42H210V40L211 39H209V42H208ZM235 39L237 40V37H235ZM249 39L251 40L252 38H250V36H249ZM261 39H263V36H262V38ZM261 39H257V42L256 43H258ZM17 40V41H16ZM28 40V39H27ZM65 40V41H64ZM131 40L133 41V43L131 42ZM160 40H162V41H160ZM215 40V41H214ZM224 40V41H223ZM240 40H241V38H240ZM254 40H255V38H254ZM264 40V39H263ZM262 40V41H263ZM24 41H26V40H24ZM46 41V40H45ZM60 41H62V43H58V42H60ZM68 41H70V42H68ZM95 41H97V42H95ZM138 41H139V39H138ZM171 41V42H170ZM174 41H176V40H174ZM178 41V40H177ZM262 41L260 42V43H262ZM28 42H30V40H28V41H26V43L28 44ZM38 42V41H37ZM42 42H38V45H39V43H42ZM96 43V44H94V43ZM101 42H102V40H101ZM164 42V43H165ZM190 42H192V43H190ZM194 42V43H195ZM233 42H235V40H233ZM232 42V44L235 46V44L237 45V46H235V48H236V50L234 51L233 50V48H234V46L232 45L231 47V50H233V52H236V51H239L238 53H240V51L242 50V48H243V46H250V44L249 45H242L240 48H241V50H238V49H240L239 48V42H238V40L235 42V44ZM238 42V43H237ZM244 42H241V43H244ZM255 41H253V44H255L254 43ZM264 42V41H263ZM18 43V42H17ZM16 43V45H18ZM26 43H24V45L26 46L27 44ZM140 43V42H139ZM159 43V44H158ZM186 43V44H187ZM222 43V44H221ZM32 45H33V42L31 43ZM35 44V43H34ZM61 44V45H60ZM140 44H144V43H140ZM187 44V45H188ZM15 47H14V46ZM15 45V43L13 44L12 43V47H14V49H18V47ZM161 45H164V44H161ZM160 45V46H161ZM167 45V44H166ZM205 45H203L204 47H205ZM222 45V46H223ZM239 45V46H238ZM256 45V44H255ZM19 47L21 46L20 44L18 45ZM25 46H24V49H25ZM28 46H29V44H28ZM144 46H146V45H144ZM176 46V45H175ZM185 46V45H184ZM209 46V47H210ZM213 46H211L212 47V49H211V51H213V49H216V48H214ZM27 47V46H26ZM33 48L34 47H37V46H32ZM32 47H30V48H32ZM155 47H153V48H155ZM162 47V46H161ZM181 47V46H180ZM209 47H207L208 48V50H207V48H206V50H204V51H206V53H209L210 51H209ZM219 47H217V51H219L218 50V48ZM229 46H227L226 48H224V49H229L228 48ZM32 48V49H33ZM145 48V47H144ZM151 48V47H150ZM157 48H159V47H157ZM156 48V49H157ZM195 49H196V51H197V53H199V50H197V48H196V43H195V47H194ZM221 48V47H220ZM256 48V47H255ZM254 48V46H253V49H255ZM10 49H12V51H14V49L13 48H10ZM32 49H26L27 51V53L25 54V56L27 55V56H29L30 55V53H28V50H32ZM40 50H41V48H39ZM155 49V50H156ZM160 49V48H159ZM192 48H190V50H191ZM199 49H201V48H199ZM223 49V48H222ZM244 49V48H243ZM251 49V48H250ZM19 50V49H18ZM22 50V49H21ZM34 50H35V48H34ZM33 50V51H34ZM158 50V49H157ZM164 50V52H165V49H163ZM168 50V49H167ZM226 50L224 51V53L226 52ZM252 50V49H251ZM251 50H250V52H251ZM8 51V52H7ZM11 51V56H15V54L17 53H15V51H14V53L15 54H13V52ZM24 51V50H23ZM32 51V52H33ZM125 51H126V53H125ZM160 51V50H159ZM216 51V52H217ZM249 51V50H248ZM261 51H262V49H261ZM7 52V53H6ZM20 52V50L18 51V53ZM154 52V51H153ZM214 52V51H213ZM216 52H214V53H216ZM229 52V51H228ZM232 52V53H233ZM264 52V51H263ZM24 53V52H23ZM171 54V52L170 51H168V53H167V56H168V54ZM192 53H195L194 51H192ZM192 53H190L191 54V58H192ZM200 53H201V50H200ZM218 53V52H217ZM229 53H231V51L229 52ZM238 53H235V54H238ZM255 53V52H254ZM20 54V53H19ZM162 54V53H161ZM166 54V53H165ZM188 54V53H187ZM196 54V53H195ZM212 54V53H211ZM227 54V53H226ZM30 55V56H31ZM154 55V54H153ZM163 55V54H162ZM172 55V54H171ZM200 55V54H199ZM217 55V54H216ZM228 56H227V59H229L230 57H229V54H227ZM249 55V54H248ZM257 55V54H256ZM260 55V54H259ZM263 55H264V53H263ZM263 55H262V57H263ZM14 56H13V58H14ZM81 56V57H80ZM202 56V54L200 55V57ZM211 55H209V56H207V57H210ZM212 56H214V54L212 55ZM221 56V55H220ZM225 56V55H224ZM261 56V55H260ZM197 57V56H196ZM203 57H204V55H203ZM202 57V58H203ZM258 57V56H257ZM6 58H9V57H6ZM13 58H10V59H12L13 60ZM18 58V57H17ZM153 58H155V57H153ZM152 58V59H153ZM198 58V57H197ZM221 58V57H220ZM231 58H233V57H231ZM246 58V57H245ZM255 58V57H254ZM259 58V57H258ZM19 58H18V60L17 61H19L20 60ZM15 60V59H14ZM196 60V59H195ZM201 60V58L199 59L198 58V60L197 61H200ZM231 60V59H230ZM7 61H10L9 59L8 60H6V62ZM24 61V60H23ZM23 61H21L20 60V62H23ZM36 61V60H35ZM79 62V64L78 63H76L75 64V62ZM177 61H179L178 59H177ZM226 61V60H225ZM224 61V62H225ZM232 61V60H231ZM236 61V60H235ZM234 61V62H235ZM254 61V60H253ZM257 61V60H256ZM259 61H261V60H259ZM2 62V61H1ZM5 62V61H4ZM91 62H93V64H89V63H91ZM123 63L124 64V66L123 67H119L118 68V66L120 65L121 66V63ZM196 62V61H195ZM202 62V61H201ZM236 62H238V61H236ZM252 62V61H251ZM120 63V64H119ZM149 63V62H148ZM197 63V62H196ZM254 64H255V62H253ZM260 63V62H259ZM264 63V62H263ZM4 64V63H3ZM122 64V65H123ZM144 64H145V67H144ZM150 64V63H149ZM184 64V63H183ZM226 64H227V61H226ZM229 64H230V61H229ZM238 64V63H237ZM254 64H253V66H254ZM261 64L262 63H260V65L259 66H261ZM76 65V66H75ZM147 65V66H146ZM152 66H154L153 64H151ZM175 65V64H174ZM241 65V64H240ZM249 65V64H248ZM256 65H257V63H256ZM10 66V65H9ZM9 66H8V68H9ZM227 66H228V64H227ZM252 66V67H253ZM262 66H263V64H262ZM13 67V66H12ZM222 67V66H221ZM225 67V66H224ZM235 67V66H234ZM8 68H6V69H8ZM89 68H93V69H90V70H93L94 71V76L93 77H91V75H93V73L91 74V72H90V70H89ZM131 68V67H130ZM132 68H133V66H132ZM134 68H135V66H134ZM136 68V69H137ZM220 68V67H219ZM249 68V67H248ZM255 68V67H254ZM0 69H4V67L2 66V68H0ZM12 69V68H11ZM15 69V70H14ZM23 69H25V71L26 70H29L28 72L29 73H27V74H20V72L23 70ZM136 69H135V71H136ZM137 69V70H138ZM152 69V68H151ZM228 69H229V67H228ZM240 69V68H239ZM250 70H252L251 68H249ZM9 70H10V68H9ZM8 70V71H9ZM89 70V71H88ZM155 70V69H154ZM173 70V69H172ZM188 70V69H187ZM186 70V71H187ZM226 70H227V68H226ZM230 70H233V69H230ZM235 70H236V67H235ZM244 70V69H243ZM256 70V69H255ZM260 70V69H259ZM5 71V70H4ZM35 71L36 72H45L47 75L46 76H48V81L49 80H51V82H52V80H54V79H58V81L57 82H55V84L54 85H56L57 83H61V82H63L64 83V85H65V82L62 80V79H64L65 81H66V84H67V88H66V86H65V88L67 89V91H66V89L64 88V85L62 86L63 87V89H65V91L64 90H59L58 89V87H60V86H56L57 88V90H59V96H58V99L56 100V102H55V104L52 106L54 109H52V111H47V109H45V108H42L41 107V104L39 105L35 100H34V98H33V96H31L30 94H28L27 92H25L24 90H23V88L21 87V83H23V81L26 79V78H28V77H31V74H34L35 73ZM143 71V72H142ZM171 71V70H170ZM174 72H175V70H173ZM186 71H185V74H186ZM189 71V70H188ZM188 71H187V73H188ZM240 71H242V69L240 70ZM5 72H7V71H5ZM111 72V73H110ZM162 72V71H161ZM172 72V71H171ZM228 72V71H227ZM231 73H232V71H230ZM234 72V71H233ZM236 72H238V71H236ZM0 73V74H1ZM100 73V74H99ZM158 73V72H157ZM156 73V74H157ZM180 73V72H179ZM184 73V72H183ZM182 73V74H183ZM184 74V75H185ZM222 74V73H221ZM236 74H238V73H236ZM122 75V77H123V74H121ZM159 75V74H158ZM163 75H165L164 73H163ZM162 75V76H163ZM234 75H235V73L233 74V76H231V78L233 77L234 78ZM44 77H45V74L43 75ZM43 76H41L43 79H45L46 80V78H44ZM186 76H189V74L188 75H185V77ZM229 76H230V74H229ZM96 77H97V75H96ZM164 77V76H163ZM165 77H169L168 75L167 76H165ZM162 78V79H164V80H168V78ZM225 77V76H224ZM227 77V76H226ZM151 78L152 79H154V80H151ZM160 78V77H159ZM170 78V77H169ZM184 78V77H183ZM228 78V80H229V77H227ZM98 79V81H99V78H97ZM96 79V80H97ZM161 79V81H160V84H163L164 83V81ZM179 79V78H178ZM224 79L225 78H222V80L224 81ZM239 79V78H238ZM62 80V81H61ZM123 80H125V79H123ZM132 80V79H131ZM130 80V81H131ZM171 80V79H170ZM218 80V79H217ZM227 80V79H226ZM226 80H225V82H226ZM233 80V79H232ZM235 80H236V78H235ZM1 81V80H0ZM54 81H56V80H54ZM59 81H61V82H59ZM94 81H95V79H94ZM101 81V80H100ZM99 81V82H100ZM229 81H231V80H229ZM50 82V81H49ZM48 82V83H49ZM133 82V81H132ZM131 82V83H132ZM166 82V81H165ZM167 82H170V81H167ZM167 82L166 83H164L163 84V86L165 87V84H167ZM179 82V81H178ZM220 82V81H219ZM222 82V81H221ZM220 82V83H221ZM45 83V82H44ZM96 83V82H95ZM101 83V82H100ZM156 83V82H155ZM159 83V82H158ZM175 83V82H174ZM224 83V82H223ZM43 84V83H42ZM62 84V83H61ZM93 84V85H92ZM113 84V83H112ZM115 84L116 83H114L111 87H113L114 88V86H115ZM118 84V85H119ZM134 83H132V85H133ZM157 84V83H156ZM155 84V85H156ZM234 84V83H233ZM29 85H31V84H29ZM37 85V84H36ZM51 85V84H50ZM50 85H48V87L50 86ZM95 85H97V84H95ZM102 85H100V86H102ZM117 85V84H116ZM151 85V84H150ZM149 85V86H150ZM152 85H153V83H152ZM159 85V84H158ZM175 85V84H174ZM53 86V84L51 85V88H54V86ZM108 86V85H107ZM157 86V85H156ZM160 87H162L161 85H159ZM167 86H169L168 88H170V85H168L167 84ZM172 86V85H171ZM181 86V85H180ZM99 87V86H98ZM121 88H122V86H120ZM124 87H125V82H124ZM151 87H153V86H151ZM179 87V86H178ZM182 87V86H181ZM190 87V86H189ZM93 88H94V90H93ZM108 88V87H107ZM113 88H110V89H113ZM117 88V87H116ZM116 88H114V89H116ZM121 88H118L116 91H119V89H120V92H118L119 94H120V103L121 104H118L117 102H116V105H118V107L116 108V109H118L119 108V111L121 112L122 111V109H124V105H125V103L126 102H128L126 99H125V97H124V95H123V90L121 91ZM158 87H156V89H157ZM176 88V87H175ZM202 88H203V86H202ZM49 89H50V87H49ZM62 89V88H61ZM88 89L89 90H93V93L94 94H97L96 96H92V98H91V96L90 97H87V99L85 98V96H87V95H90L92 92L91 91H88ZM135 89V88H134ZM150 89V88H149ZM179 90H180V88H178ZM177 89V90H178ZM54 90H55V88H54ZM109 90V89H108ZM124 90H125V88H124ZM147 90V89H146ZM145 90V91H146ZM165 90V89H164ZM168 90V89H167ZM182 90V89H181ZM184 90H186L185 88H184ZM190 90V89H189ZM45 91V90H44ZM77 91H80V93L81 92H83L84 91V93L82 94V96H81V94H79ZM87 91V92H86ZM202 91V90H201ZM50 92V91H49ZM97 92V93H96ZM112 92H114V91H112ZM159 92H160V90H159ZM173 92V91H172ZM187 92H188V89H187ZM41 93H42V91H41ZM58 93V92H57ZM75 93H77V94H75ZM89 93V94H88ZM92 93V94H93ZM101 93V92H100ZM116 93L117 92H115V95H116ZM117 93V94H118ZM145 94H146V92H144ZM177 93L178 94H181L182 92H178L177 91ZM185 93V92H184ZM183 93V94H184ZM189 93V92H188ZM47 95H48V93H46ZM91 94V95H92ZM107 94H110V92H108ZM118 94V95H119ZM130 94V93H129ZM129 94H128V96H126V97H131V98H133L132 97V95L131 96H129ZM134 95H135V93H133ZM139 94V93H138ZM140 94L142 95V98L144 97V95H143V93L142 92H140ZM149 94H150V92H149ZM169 94V93H168ZM175 94V93H174ZM199 94V93H198ZM213 94V93H212ZM141 95H139L140 97H141ZM156 95V94H155ZM161 95V94H160ZM173 95V94H172ZM177 95V94H176ZM55 96V95H54ZM107 96V95H106ZM113 96V95H112ZM117 96V95H116ZM136 96V95H135ZM183 95H181V97H182ZM188 96V95H187ZM191 96V95H190ZM56 97V96H55ZM100 97H101V99H100ZM109 97H111V95H109ZM109 97H107V98H109ZM114 97V96H113ZM112 97V98H113ZM119 97H118V99H119ZM138 97V96H137ZM139 97V99L138 100H141L139 103L141 104V102H143L144 103V101H146V100H142V98H140ZM147 97V96H146ZM145 97V98H146ZM168 97L169 96H167V100H166V98L164 99V100H166V101H168ZM173 97H175L174 95H173ZM78 98H80L81 100H85L87 103L90 101H95V100H97V101H95V102H92L91 104L90 103H88V104H90V106H89V110H88V112L89 113H86L87 111H85V109L86 108H84V109H81V110H77V108L78 107H81V106H79V105H76L75 104V102L77 103V102H79L80 101V99H78ZM115 98L116 97H114V99L113 100H115ZM152 98V97H151ZM151 98H149V99H151ZM159 98V97H158ZM176 98V97H175ZM52 99V98H51ZM79 100V101H76V100ZM89 99V100H88ZM92 99V100H91ZM106 99V98H105ZM104 99V100H105ZM118 99H116V101H118ZM130 99V98H129ZM128 99V100H129ZM148 99V98H147ZM162 99H163V97H161V101H162ZM172 99V98H171ZM176 99H179V97L178 98H176ZM189 99V98H188ZM55 100V99H54ZM103 100V101H104ZM107 100V99H106ZM131 100V99H130ZM154 100V99H153ZM153 100H151L152 102H150V103H154L153 102ZM157 100V99H156ZM155 100V101H156ZM170 100V99H169ZM173 100V99H172ZM181 100V99H180ZM179 100V101H180ZM183 100V99H182ZM46 101V100H45ZM51 101V100H50ZM49 101V102H50ZM150 101V100H149ZM158 101V100H157ZM174 101V100H173ZM184 101H186L185 99L183 100V102ZM191 101H192V99H191ZM190 101V102H191ZM206 101V100H205ZM97 102V103H96ZM105 102V101H104ZM119 102V101H118ZM147 102V101H146ZM159 102V101H158ZM170 102V101H169ZM169 102H167V105H163V104H166V102L165 103H163V104H160V105H163V107H167V108H170L169 107ZM174 102H176V101H174ZM188 102V101H187ZM187 102H185V103H187ZM202 102V101H201ZM208 101H206V103H207ZM87 103H85L86 105H87ZM137 104H139L138 102H136ZM135 103V104H136ZM148 104V107H149V105L152 107L153 105H151V104ZM171 103V102H170ZM178 103V102H177ZM189 103V102H188ZM200 103V102H199ZM206 103L205 104H203L204 106L203 107H201L202 109L204 108V107H206L207 105H208V103H207V105H206ZM79 104V103H78ZM128 104V103H127ZM126 104V105H127ZM136 104V106H138ZM139 104V105H140ZM155 104V103H154ZM157 104V103H156ZM173 104H175V103H173ZM182 104L183 103H181V106H182ZM231 104V103H230ZM258 104V103H257ZM51 105V104H50ZM121 105V106H120ZM142 106L141 107H143V104H141ZM171 105V104H170ZM178 105V104H177ZM206 105V106H205ZM49 106V105H48ZM135 106V105H134ZM144 106H145V104H144ZM156 106V105H155ZM175 106V105H174ZM185 106V105H184ZM222 106V105H221ZM229 106V105H228ZM86 107V106H85ZM96 107V108H95ZM128 107V106H127ZM126 106H125V108H127ZM139 107V106H138ZM145 107H147V105L145 106ZM150 107V108H151ZM154 107V106H153ZM153 107H152V109H153ZM161 107V106H160ZM183 107V106H182ZM49 108H51V107H49ZM81 108H83V107H81ZM97 108H99L98 110H96ZM109 108V107H108ZM110 108H111V106H110ZM133 108V107H132ZM167 108H165V110L167 109ZM179 108V107H178ZM93 111H92V110ZM140 110H142L141 108H139ZM154 109H155V107H154ZM156 109L157 110H159V107H156ZM162 109H164V108H162ZM171 109H172V107H171ZM206 109H208V108H206ZM51 110V109H50ZM131 110V109H130ZM134 108L132 109V111L134 112ZM146 110H148L149 111V108L148 109H146ZM157 110H155V112L157 111ZM169 109H167L166 110V112L168 111ZM178 110V109H177ZM214 110V109H213ZM78 111V112H77ZM85 111V112H84ZM97 111V112H96ZM113 111H114V108H113ZM116 111V113H117V110H115ZM114 111V112H115ZM136 111V110H135ZM139 111V110H138ZM145 111V110H144ZM151 111V110H150ZM163 111V110H162ZM200 111V110H199ZM202 111V110H201ZM79 115V117H76L75 115H77L76 113ZM84 114L83 116H82V113ZM123 112H125V111H123ZM128 113H129V110L127 111ZM153 112H154V110H153ZM159 112H160V110H159ZM171 112H172V110H171ZM171 112H169V114L171 113ZM126 113V112H125ZM128 113L127 114H125V115H128ZM135 113V112H134ZM134 113L132 114V116L134 115ZM141 113V112H140ZM164 113H165V111H164ZM98 114V113H97ZM112 114H113V112H112ZM137 115H138V112L136 113ZM216 114H217V112H216ZM220 114V113H219ZM77 115V116H78ZM130 115V114H129ZM103 116V115H102ZM112 116V115H111ZM114 116V115H113ZM100 117V116H99ZM98 117V118H99ZM96 119V118H95ZM100 119V118H99ZM117 120H121V118L120 119H117ZM134 120V119H133ZM170 120V119H169ZM123 121V120H122ZM175 121V120H174ZM114 122V121H113ZM132 122V121H131ZM160 122H162V121H160ZM106 123V122H105ZM116 123V122H115ZM122 123V122H121ZM140 122H138V124H139ZM97 124H98V121H97ZM100 124V123H99ZM129 124V123H128ZM130 124H133V123H130ZM141 124V123H140ZM151 125H152V123H150ZM154 124V123H153ZM123 125V124H122ZM131 126V125H130ZM141 126H144V124L143 125H141ZM148 126H149V124H148ZM153 126V125H152ZM103 127H104V125H103ZM118 127V126H117ZM119 127H120V125H119ZM118 127V128H119ZM145 127V126H144ZM144 127L142 128V129H144ZM147 127V126H146ZM156 127V126H155ZM96 128V127H95ZM101 128H102V126H101ZM116 128V127H115ZM122 128H125L124 130L122 129ZM127 128L128 127H122L121 126V128L120 129H122V131H125V135H127V133H129V132H127L128 130H127ZM153 129H154V127H152ZM157 128V127H156ZM147 130L149 129V127H147L146 128ZM95 130V129H94ZM119 130V129H118ZM117 130V131H118ZM127 130V131H126ZM101 131H102V129H101ZM105 131V130H104ZM112 131H115L114 129L112 130ZM103 132V131H102ZM111 132V131H110ZM120 132V131H119ZM133 132V131H132ZM153 132V131H152ZM97 133V132H96ZM101 133V132H100ZM107 133H109V132H107ZM123 133V132H122ZM156 133V132H155ZM93 134V133H92ZM115 136H116V134L115 133H113ZM118 134V133H117ZM169 134V133H168ZM119 135H120V133H119ZM123 135V134H122ZM121 135V136H122ZM129 136H130V133L128 134ZM127 135V136H128ZM131 135H132V133H131ZM140 135V134H139ZM138 135V136H139ZM175 135V134H174ZM94 136V135H93ZM101 136V135H100ZM108 136V135H107ZM109 138L107 137V139H109V141H114L115 142V139H114V137L115 136H113L112 137V134L110 133L109 134ZM124 136V135H123ZM133 136V135H132ZM132 136H130V137H132ZM170 136H171V134H170ZM82 137H80V139L82 138ZM119 137V136H118ZM174 137V136H173ZM176 137V136H175ZM210 137V136H209ZM16 138H20L19 140L23 143L22 145H24V146H20L19 144H18V141L16 140ZM103 138V137H102ZM110 138H113V139H110ZM125 138V137H124ZM123 138V139H124ZM127 138V137H126ZM125 138V139H126ZM140 138H142V137H140ZM151 138V137H150ZM213 138H215V137H213L212 136V140H214ZM95 139V138H94ZM124 139V140H125ZM167 139V138H166ZM166 139H165V141H166ZM171 139V138H170ZM170 139H169V142H170ZM176 139V138H175ZM179 139V138H178ZM181 139V138H180ZM198 139V138H197ZM201 139V138H200ZM216 139V138H215ZM68 140V139H67ZM82 140H84L83 138H82ZM91 139H89V142L88 141H85L86 143H84V141H83V143L82 144H80V145H83V144H89L91 141H90ZM117 140H118V138H117ZM135 140V139H134ZM133 140V141H134ZM168 140V139H167ZM202 140H203V138H202ZM202 140H200L201 142H202ZM210 140V139H209ZM208 140V141H209ZM56 141H57V144H56ZM61 141H63V140H61ZM72 140H71V142H73ZM126 141V140H125ZM132 141V142H133ZM140 141H142V140H140ZM176 141H178L177 139H176ZM181 140H179V142H180ZM187 141H189V140H187ZM190 141H194V143H192V144H195V145H197L196 143L197 142H195V140H190ZM197 141V140H196ZM204 141V140H203ZM39 142V143H38ZM59 142V143H58ZM69 142V141H68ZM120 142V141H119ZM121 142H124V141H121ZM127 142H128V140H127ZM127 142H124V143H126V146H127ZM153 142V141H152ZM172 142H174V141H172ZM172 142H170V144L172 143ZM178 142V143H179ZM209 142H211L210 143V145H213V141H209ZM26 143H28L27 144V146H26ZM29 143H31V144H29ZM64 143V142H63ZM63 143H61V144H63ZM76 143V144H75ZM110 143V142H109ZM118 142H116V144H117ZM124 143H123V145H124ZM198 143H200L199 142V140H198ZM204 142H202V143H200V144H203ZM216 143H218L217 141H216ZM221 143V142H220ZM12 144V146L10 147V145ZM17 144V145H16ZM65 144V143H64ZM115 144V145H116ZM121 144V143H120ZM135 144H136V141H135ZM138 144H139V140H138ZM145 144V143H144ZM174 144H175V142H174ZM200 144H198L199 146H198V150H202L203 149V147H204V145H206L205 143H204V145H203V147L202 146H200ZM215 144V143H214ZM29 145H31V146H29ZM36 145V146H35ZM87 145H84V147H85V149H86V146ZM129 145H131V144H129ZM141 145V144H140ZM176 145V144H175ZM179 145H180V143H179ZM209 144L207 145V147L206 148H209L208 146H210ZM223 145H224V143H223ZM64 146H66L67 147V145H64ZM77 146L79 147V144H77ZM76 146V147H77ZM89 146H90V144H89ZM96 146V145H95ZM112 146H114V144L112 145ZM125 146V145H124ZM133 146V145H132ZM131 146V147H132ZM143 146V145H142ZM170 146V145H169ZM13 147V148H12ZM23 147V149L24 150H22L21 148ZM38 147L41 149V150H39L38 149ZM83 146L81 147H79V150L80 149H82V151H84L83 150V148H84ZM88 147V146H87ZM109 147V146H108ZM107 147V148H108ZM116 147H118V146H116ZM123 146H121V150L122 149H124V147L122 148ZM130 147V148H131ZM140 147V146H139ZM172 147H174V146H172ZM177 147V149H179V147L178 146H176ZM194 147V146H193ZM201 147H202V149H201ZM213 147L215 148V146L213 145ZM3 148V149H2ZM9 148H11V149H9ZM68 148V151L65 149V152H63L64 154H66V151L67 152H69V147H67ZM70 148H73V147H71L70 146ZM93 148H94V146H93ZM107 148H105L106 149V151L109 149H107ZM111 148L112 147H110V150H111ZM120 148V147H119ZM119 148H118V150H119ZM129 148V147H128ZM127 148V149H128ZM145 148V147H144ZM206 148H205V151L204 152H206ZM210 148H211V146H210ZM127 149H125V150H127ZM132 149V148H131ZM130 149V150H131ZM146 149V148H145ZM212 149V148H211ZM216 149H219V148H216ZM62 150V151H61ZM76 150V149H75ZM78 150V149H77ZM78 150V151H79ZM117 150V151H118ZM129 150V149H128ZM127 150V151H128ZM204 150V149H203ZM203 150L199 153V154H202L203 153ZM208 150H210V149H207V152H206V154L205 155H207V153H208ZM212 150H214V149H212ZM212 150H210L211 152H212ZM43 151V152H42ZM59 151H61V152H59ZM78 151H76V152H78ZM95 152H97L96 150H94ZM99 151V150H98ZM105 151V152H106ZM120 151V150H119ZM118 151V152H119ZM143 151V150H142ZM149 151V150H148ZM147 151V152H148ZM167 151H168V149H167ZM178 151H180V150H178ZM209 151V152H210ZM215 151V150H214ZM51 152H47L48 154L50 153L51 154ZM71 152H72V150H70V153H68L67 154V156L68 155H71ZM74 150H73V155L72 156H74ZM90 152H92L93 153V151H90ZM108 152H110V151H108ZM126 152V151H125ZM129 152V151H128ZM177 152V151H176ZM181 152V151H180ZM1 153V152H0ZM31 153V152H30ZM55 153V152H54ZM54 153L52 152V155H54ZM79 153V152H78ZM91 153V154H92ZM101 153V152H100ZM104 153V152H103ZM119 153H121V152H119ZM122 153L124 154V152H123V150H122ZM149 153V152H148ZM171 153H173V152H171ZM182 153V152H181ZM184 153V152H183ZM196 153V152H195ZM195 153H193V157L195 156V158H197V156L195 155ZM198 153H196L197 155H199ZM220 153V152H219ZM223 153V152H222ZM14 154V155H13ZM46 155V156H44L45 158L44 159H46L47 160V162H49V164H50V161H53V159H54V164L56 165V162L58 161V159H59V157L57 156V161H56V158L54 157V158H52V160H50V159H48L49 157L51 158V156H49V155ZM80 154H82V152H80ZM91 154H88V157H89V155H91ZM129 154V153H128ZM141 154V153H140ZM146 154V153H145ZM169 154V153H168ZM174 154V153H173ZM203 154V156H205ZM29 155V156H28ZM37 155V154H36ZM35 155V156H36ZM85 155V154H84ZM142 155V154H141ZM190 155V154H189ZM213 155V154H212ZM227 155V154H226ZM48 156V157H47ZM63 155H61L60 156V158L62 157ZM72 156H70V157H72ZM119 156H121L120 154H119ZM118 156V157H119ZM139 156V155H138ZM151 156V155H150ZM202 156V157H203ZM209 156V155H208ZM221 156V158H222V155H220ZM64 157V156H63ZM76 157H77V155H76ZM80 157V156H79ZM91 157H92V155H91ZM98 157V156H97ZM143 157H145V155H143ZM174 157V156H173ZM172 157V158H173ZM193 157H191V158H189V159H195V158H193ZM216 157H217V154H216ZM225 157V156H224ZM6 157H4V156H2L1 154H0V199H5L6 198V202H7V204H9V202L13 199L14 200V202H16L17 204H16V207L15 208H13L14 209V211H18V210H15L16 208H17V205L18 206H21L20 205V201H19V199H18V197L16 196V194L15 193H13L14 195H12V193L11 192H13V190H14V185L15 186H19V184H18V182H20V184H21V179L19 180V178H20V175L18 174V176H17V181H14V180H12V178L14 177H11L10 178V176L12 175L11 173H10V171H12V169H10V171L8 172L7 170H4V165H3V160L5 159ZM7 158H6V160H5V165L6 164H8L9 162H10V160L9 161H7ZM21 158V159H20ZM40 158H41V156H40ZM65 158V157H64ZM62 159V160H67V159ZM80 158H82V157H80ZM84 158V157H83ZM87 158V157H86ZM120 158V157H119ZM141 159L140 160H142V157H140ZM146 158V157H145ZM148 158V157H147ZM146 158V159H147ZM172 158H168V159H172ZM207 158V157H206ZM218 158H219V155H218ZM227 158V157H226ZM225 158V159H226ZM233 158V157H232ZM60 159V160H61ZM71 159V158H70ZM72 159H74L73 157H72ZM90 159V158H89ZM139 159V158H138ZM144 159V158H143ZM189 159H187V160H189ZM201 158H199V160H200ZM212 159V158H211ZM224 159V160H225ZM25 160V159H24ZM77 160H78V158H77ZM84 160H86L85 158L83 159V161ZM130 160V159H129ZM192 160V162H193V164L192 165H196V163H195V161H193ZM198 160V159H197ZM198 160V161H199ZM219 160H221L220 158H219ZM228 159H226L225 161H227ZM234 160V159H233ZM238 160V159H237ZM8 163H7V162ZM23 161V160H22ZM22 161H21V164L20 165H27V167H24L26 170H27V168L30 170V164H33L34 163V161L32 160L31 162L32 163H30V162H27L26 164L24 163L25 161H23V163L24 164H22ZM56 161V162H55ZM68 161V160H67ZM80 161V160H79ZM97 161V160H96ZM149 161V160H148ZM169 161V160H168ZM167 161V162H168ZM190 161V160H189ZM188 161V162H189ZM197 161V162H198ZM202 161V160H201ZM206 161V163L208 162L207 160H205ZM211 161V160H210ZM228 161H230V160H228ZM235 161V160H234ZM64 162V161H63ZM84 162H86V161H84ZM88 162V161H87ZM166 162V163H167ZM170 162V161H169ZM168 162V163H169ZM172 162V161H171ZM200 162V161H199ZM30 163V164H29ZM53 163V162H52ZM50 164L49 166H50V168L52 167L51 165H53V164ZM59 163V164H58ZM58 167H59V165H60V163L61 162H59L58 161ZM66 163V162H65ZM81 163V162H80ZM100 163V162H99ZM98 163V164H99ZM125 163V162H124ZM136 163H139V162H136ZM142 163V162H141ZM151 164H153V162H150ZM165 163V162H164ZM163 163V164H164ZM213 163V162H212ZM232 163V162H231ZM235 163V162H234ZM237 163V162H236ZM36 164H38V165H42V164H39L38 162L36 163L35 162V165H33V167L31 168V171H35V167H37L36 166ZM82 164V163H81ZM87 165H88V167H89V165L91 166V165H93V164H91V163H86ZM86 164L84 163V167L86 166ZM150 164V165H151ZM48 165V164H47ZM55 165H53V166H55ZM83 165V164H82ZM126 165V164H125ZM143 167H144V165H143V163L141 164ZM140 165V167L138 168L137 167V165L135 164V162H130L127 166H125L123 169H122V171H125L126 173L125 174H129L130 176H126L123 180H124V182H126L125 183V186H127L126 188H127V190H122V191H124V192H127L128 193V191H132L133 189V187H136V185H134V181H135V179H138L139 177H140V175L142 174V175H147L146 177H148L150 174H145V173H147L148 171L147 170H149V172H151L152 174L155 172L154 171V169H153V167H149V165H148V168H146L145 167V169H143V167ZM167 165V164H166ZM168 165H171V164H168ZM204 165V164H203ZM240 165H241V162H240ZM244 165V164H243ZM6 166H8V165H6ZM10 167H14L13 166V162H12V164L10 163V165H9ZM9 166L8 167H6L7 169L9 168ZM35 166V167H34ZM46 166V163H43V167H45ZM61 166V165H60ZM62 166H64L63 164H62ZM61 166V167H62ZM198 166V165H197ZM197 166H195V167H197ZM200 166V165H199ZM205 166V165H204ZM47 167L48 166H46L45 167V169H47ZM56 167H57V165H56ZM55 167V168H56ZM64 167H66V165L64 166ZM87 167V168H88ZM93 167H96V166H93ZM104 167V166H103ZM142 167V168H141ZM164 168H165V165L163 166ZM170 167V166H169ZM174 167V166H173ZM207 167V166H206ZM38 168V167H37ZM50 168H48L49 170H50ZM60 168V167H59ZM80 168H82L81 166H80ZM97 168V167H96ZM23 169V167L22 168H18V170H20V171H18L20 174H21V176L23 177V175H22V173L23 172H25V171H23L22 170ZM24 169V170H25ZM34 169V170H33ZM39 169V171L40 170H42V169H44V168H41L40 169V167L38 168ZM83 169V168H82ZM85 169H86V167H85ZM85 169H84V171L81 173V174H84L85 173ZM171 169V168H170ZM190 169V168H189ZM13 170H14V168H13ZM16 171H17V169H15ZM14 170V171H15ZM58 170V169H57ZM60 170V169H59ZM89 170V169H88ZM90 170H92V168L90 169ZM100 170V169H99ZM102 170V169H101ZM116 170V169H115ZM6 171L10 174V176L9 175H7L6 174ZM28 171V170H27ZM31 171H28V172H30V175H31ZM37 171L38 170H36V172L35 173H37ZM44 171V170H43ZM46 171V170H45ZM54 171V170H53ZM87 171V170H86ZM93 171V170H92ZM92 171H90L91 173H92ZM95 171V173L98 171V169H97V171L96 170H94ZM147 171V172H146ZM17 172V173H18ZM22 172V173H21ZM28 172H26L27 174H28ZM41 172V171H40ZM40 172L39 173H37L38 175L40 174ZM47 172V174L50 176V179L52 180V178H51V173H50V171L48 172V171H46ZM57 172V171H56ZM62 172V171H61ZM78 172V171H77ZM90 172H88V173H90ZM104 172H106V171H104ZM108 172V171H107ZM112 171H110V173H111ZM115 172V171H114ZM111 173V175H113V176H104V175H108V173L107 174H105L104 173V175L99 171V173H101L103 176H98V177H96V178H94V180L93 181H90V182H96L97 181V184H95V183H91V184H86V185H84V186H82L81 188L79 187V189H71L70 188V190L69 191H65V190H63V192L65 191V193H63L62 192V190L61 191H59V190H57L56 189V191L54 190V188H52V186L54 187V185L52 184V186H51V184H50V187L49 186H46V187H48L49 189H50V191L48 192L47 190H48V188H47V190H45V189H43L44 191H47V192H45V193H48V194H46V197L45 196H43V197H45V198H43V199H47V195H49V194H51V193H54V192H52V189L57 193L58 191L60 192V194H62L63 193V195H62V200H59V197H58V200L59 201H61V202H59L57 199H55V200H57L59 203H64L63 204V206H60L59 204H58V202L56 203L57 204V208H56V206H55V208L53 207V206H50V208H49V210H47V211H44L45 213H46V216L45 217H51V215L50 216H48L47 215V213L48 212H50V211H52L53 210V208L55 209V211H60V213L61 214H63L64 212V210L65 211H67V209H66V206L68 205V208H69V211H70V207H71V205H70V203H72L73 201H72V199H76L77 200V202H78V199L79 198H77V196L78 197H80L81 196V199H80V202L82 201L83 202V204H84V208H85V211L83 210L82 212H81V210H79L80 212V215H83V214H85V216H86V219L88 220V218L90 217L91 218V216L89 215V214H91V213H89L88 214V210H89V204H90V206H91V203H90V199H91V195L93 194V196H96L95 198H97V195L99 194V192L101 193V188H102V190L103 189H106L107 188V186L109 185V186H116V184H118V179L119 178H122V177H119V178H116V174L118 173L117 171L115 172V173ZM35 173L34 174H32V175H34L33 176V178H36V176H35ZM42 173V172H41ZM94 173V172H93ZM95 173H94V175H95ZM124 173V172H123ZM123 173H120L121 175H124ZM193 173V172H192ZM192 173H191V175H192ZM14 174H16L15 172H14ZM26 174V175H27ZM43 174L46 176V173L45 172H43ZM43 174H42V177H43ZM26 175H24V176H26ZM30 175H28V176H30ZM53 175V174H52ZM79 175V174H78ZM87 175V174H86ZM89 175H92V174H89ZM115 175V176H114ZM188 175V174H187ZM195 175V174H194ZM44 176V177H45ZM49 176H46L47 177V179H48V177ZM93 176V175H92ZM92 176H90V177H92ZM118 176V175H117ZM151 176V175H150ZM161 176V175H160ZM166 176V175H165ZM185 176V175H184ZM193 176V175H192ZM39 177H40V175H39ZM38 177V179L36 180V179H33L32 177L30 178V181H31V179H32V181L31 182H29L31 185L32 184H34V182L33 181H35V184H36V182L38 183V181H40L39 179H41V178H39ZM87 177V176H86ZM142 177V176H141ZM167 177V176H166ZM24 178V177H23ZM26 178H27V176H26ZM25 178V179H26ZM54 178V177H53ZM56 178V177H55ZM80 180L81 179H83L82 177H81V175H80ZM143 178V177H142ZM165 178V177H164ZM197 178V177H196ZM205 178V177H204ZM25 179H24V181H25ZM45 180V181H48V180ZM84 179L86 180V178H85V176H84ZM88 179V178H87ZM167 179V178H166ZM202 179V178H201ZM240 179V178H239ZM19 180V181H18ZM23 180V179H22ZM28 180H29V177H28ZM27 180V181H28ZM44 180V179H43ZM43 180H41L42 181V183H43ZM51 180H49V182L50 183H52L53 182V180L51 181ZM122 180V179H121ZM187 180H189L188 179V177H187ZM210 180V179H209ZM209 180H208V183H209ZM54 181H55V179H54ZM76 181V180H75ZM79 181V180H78ZM89 181V180H88ZM168 181V180H167ZM181 181V180H180ZM183 181H184V179H183ZM186 181V180H185ZM33 182V183H32ZM83 182V181H82ZM121 182V181H120ZM197 182V181H196ZM56 184H58V182H55ZM79 183H81V181L80 182H78V184ZM115 183V184H114ZM135 183H136V181H135ZM142 184H144L143 182H141ZM182 183V182H181ZM195 183V182H194ZM22 184H23V181H22ZM44 184H46V183H44ZM71 184V183H70ZM76 184V183H75ZM82 184V183H81ZM84 184V183H83ZM106 184H108V185H106ZM184 184H186L185 182H184ZM193 184V183H192ZM196 184H198V183H196ZM38 185V184H37ZM48 185V184H47ZM77 185V184H76ZM76 185H74V186H76ZM141 185V184H140ZM139 185V186H140ZM146 185V184H145ZM148 185V184H147ZM151 185V184H150ZM181 185V184H180ZM6 186H7V188H6ZM24 186H26V189L25 190H27V189H31L32 187H29L30 185H28L27 186V183H26V185H24ZM33 186V185H32ZM78 186V185H77ZM86 186H89V187H87V188H85ZM100 186V187H99ZM112 186V187H113ZM142 186V185H141ZM144 186V185H143ZM170 186V185H169ZM190 186V185H189ZM198 186V185H197ZM21 187H23L22 185H21ZM27 187H29V188H27ZM37 188H38V186H36ZM36 187H33V188H35V191H33L32 189V191L33 192H35L36 194H38V196L40 195V198H41V194H39V192L37 193V191H38V189H36ZM40 188L42 187V188H46V187H43L42 185H40L39 186ZM56 187H57V185H56ZM55 187V188H56ZM100 189H99V188ZM117 187V186H116ZM156 187H157V185H156ZM180 187H183L182 185L180 186ZM179 187V188H180ZM10 188L12 189L13 188V190H10ZM18 188V187H17ZM20 188V187H19ZM39 188V189H40ZM42 188H41V191H42ZM59 188V187H58ZM66 188V187H65ZM74 188V187H73ZM76 188H78V187H76ZM143 188H145V187H143ZM142 188V189H143ZM149 188V187H148ZM154 188V187H153ZM192 188V187H191ZM196 188V187H195ZM215 188V186L213 187V189ZM22 189V188H21ZM135 189V188H134ZM155 189H157V188H155ZM183 189H184V187H183ZM188 189H190V188H188ZM16 190V189H15ZM37 190V191H36ZM66 190H68V189H66ZM83 190H85V191H83ZM96 190V191H95ZM108 189H106L103 193L104 194H106V191H107ZM117 191H118V189H116ZM120 190V189H119ZM185 190V189H184ZM216 190V189H215ZM40 191V190H39ZM40 191V192H41ZM88 191H90V192H88ZM97 193L98 192V194L97 195H94L95 194V192ZM121 191V190H120ZM131 191L129 192V193H131ZM205 191H206V189H205ZM209 191V190H208ZM18 192V191H17ZM20 192H23V193H27V192H29V191H25L24 192V190L22 189V191L20 190L19 191V193ZM59 192L57 193V195H60L59 194ZM88 192V193H87ZM134 192V191H133ZM146 192V191H145ZM172 192V191H171ZM190 192H191V190H190ZM210 192V191H209ZM212 192H214V191H212ZM217 192V191H216ZM263 192H264V188H263ZM262 192V193H263ZM22 193V194H23ZM26 193H25V196L24 195H22L21 194V197L22 196H24V198L23 199H25V197H26ZM32 192L30 191V194H31ZM35 193H33V194H35ZM41 193H43V192H41ZM45 193H44V195H45ZM89 193H92L91 195H89ZM103 193H101V194H103ZM109 193V192H108ZM107 193V194H108ZM128 193V194H129ZM147 193V192H146ZM187 193V192H186ZM189 193V192H188ZM193 193V192H192ZM55 194V193H54ZM77 194V195H76ZM106 194V195H107ZM114 194H116V193H114ZM133 194V193H132ZM172 194H173V192H172ZM207 194V193H206ZM28 195L29 194H27V198H28V200H31V199H29V197H28ZM32 195V194H31ZM31 195H29L30 197H32ZM57 195L55 194V196H53V194L52 195H50V197L51 196H53V198H51V199H54V197H56L57 198ZM100 195V194H99ZM106 195L104 196V195H102L103 196V198H100L101 200L103 199H105L106 198ZM111 195H113V194H109V195H107V196H111ZM127 195V194H126ZM147 195V194H146ZM174 195V194H173ZM204 195V194H203ZM35 196H37V195H34L33 196V199H34V197ZM61 196V195H60ZM90 196V197H89ZM102 196H99V197H102ZM105 197V198H104ZM131 198H132V196H130ZM129 197V195H128V198H126L125 200H123L124 202H125V205H126V203L127 204H129V206H131V209L132 210H128L131 214V216H130V218H127L128 216H129V214H128V216L126 217V219H124L123 218V221H120L121 222V224H122V222H123V225H124V223H125V225H126V223H127V220L129 219V221L130 220H132V222L134 223V224H132L133 226H130V223L128 224L129 226H127V228L126 227H124L125 229H127L126 230V232L125 233H123V235H125V239L127 238V239H129L128 237H131L132 239L134 238V240H132V242H131V240H130V242H131V245H135L137 248L138 247H140V246H142V250L144 251V253L146 254L145 256H148V251L149 250H146V248H148L147 246L144 248V246L145 245H142V243L144 244V242H142L143 240L142 239H147L148 237H151V235L153 236V237H151V239L154 241V245H156V244H158V242H160L161 241V238L162 237H164V236H162L163 235V233L161 234V232L163 231H160V230H158V228H157V233L154 231V233H153V231H152V234L150 233V235L148 236V233H147V235L146 236H148V237H146L145 236V234H144V232H143V229H142V226H141V224H140V222H141V220H140V215H143L142 214V211H143V209H144V207L143 206H141V208H140V206H136L137 204H135V203H137L135 200H134V202L135 203H133L132 202V200L133 199H129L130 198ZM143 197V196H142ZM184 198L186 197V196H183ZM197 197H200V196H197ZM35 198H37V197H35ZM39 198V197H38ZM88 198H90V199H88ZM93 198V197H92ZM145 198V197H144ZM147 198V197H146ZM201 198V197H200ZM203 198V197H202ZM208 199V197H206L205 196V199ZM21 199V198H20ZM49 200H47V201H50V198H48ZM98 199V198H97ZM99 199V200H100ZM107 199V198H106ZM105 199V200H106ZM116 199V198H115ZM185 199H187V198H185ZM197 199V198H196ZM199 199V198H198ZM211 199H214V198H211ZM27 200V199H26ZM41 200V199H40ZM55 200H53V201H51L52 202V204H53V202L55 201ZM89 200V201H88ZM102 200V201H103ZM108 200V199H107ZM112 200V199H111ZM119 200V199H118ZM121 200V199H120ZM140 200L142 201V200H144L143 198H140ZM215 200V199H214ZM263 200H264V198H263ZM1 201L2 200H0V213H2L3 212V210L5 211V210H7V207H8V205L7 204H3V203H1ZM23 201V200H22ZM34 201V200H33ZM37 200H35V202H36ZM42 202H37V204L39 205V203L40 204H43L44 205V203H46V201L44 202V200H41ZM75 201V200H74ZM95 202H93V200L91 201L93 204H95L94 206H96L98 203V200H94ZM101 201V202H102ZM114 201V200H113ZM206 201H208V200H206ZM209 201H210V199H209ZM3 202V201H2ZM4 202H5V200H4ZM31 202V204H32V201H30ZM76 202V206H78V203ZM79 202V203H80ZM81 202V203H82ZM107 202V201H106ZM106 202L104 201V203L106 204ZM114 202H116V201H114ZM187 202H189V201H187ZM190 202H191V200H190ZM13 203V202H12ZM25 203V202H24ZM54 203V204H55ZM103 203V204H104ZM117 203V202H116ZM121 204H123V202L121 201L120 202ZM193 203V202H192ZM206 203V202H205ZM215 203L217 204V202H216V200H215ZM263 203V202H262ZM23 204V203H22ZM30 204V205H31ZM36 204V203H35ZM48 204H50L49 202H48ZM65 204H67V205H65ZM83 204H80L79 206H81V205H83ZM88 204V205H87ZM139 204H141V203H139ZM210 204V203H209ZM213 204V203H212ZM24 205V204H23ZM43 205H42V207H43ZM60 207H59V206ZM75 205V204H74ZM107 205V204H106ZM105 205V206H106ZM117 205H118V203H117ZM194 205H195V203H194ZM214 205V204H213ZM32 206V208L35 206H33V204L31 205ZM46 206V205H45ZM48 206V205H47ZM46 206V207H47ZM76 206H74V208H73V206H72V208H71V210H73L74 211V209L76 208ZM78 206V207H79ZM98 206V205H97ZM104 205H101V207H103ZM104 206V207H105ZM108 206V205H107ZM106 206V207H107ZM119 206V205H118ZM122 206V205H121ZM127 206V205H126ZM125 206V207H126ZM10 207V206H9ZM28 207V206H27ZM37 206H35L34 208H36ZM39 207H41V206H39ZM82 207V206H81ZM92 207V206H91ZM103 207V208H104ZM193 207V206H192ZM31 208V207H30ZM38 208V207H37ZM37 208L35 209L36 211H37ZM44 208V207H43ZM129 208V207H128ZM127 208V209H128ZM138 208H140L141 210H140V212H138ZM40 209V208H39ZM47 209V208H46ZM79 209H80V207H79ZM95 209V211H94V213L96 212V210H97V208L96 207H94V208H92L91 210H89L90 212L92 211V210H94ZM107 209H108V207H107ZM31 210V209H30ZM43 210V209H42ZM41 210V211H42ZM104 210H106V208H104ZM109 210V209H108ZM120 210V209H119ZM202 210H203V206H202ZM2 211V212H1ZM11 211V210H10ZM9 211V212H10ZM21 211H23V210H21ZM25 211V210H24ZM28 211H29V209L28 210H26V212L28 213ZM34 211V210H33ZM40 211V210H39ZM62 211V212H61ZM73 211H70L72 214H75ZM78 212V210H76L75 209V212ZM127 211V212H128ZM208 211V210H207ZM263 211V210H262ZM6 212V211H5ZM19 212V211H18ZM17 212V213H18ZM31 212V211H30ZM29 212V213H30ZM44 212L42 213V216H43V214H44ZM101 213H102V211H100ZM107 212V211H106ZM119 212V211H118ZM128 212V213H129ZM226 212V211H225ZM259 212V211H258ZM11 214H12V211L10 212ZM17 213H13V214H15L16 216H17ZM23 213H25V212H23ZM22 213V214H23ZM26 213V214H27ZM37 213H38V211H37ZM55 213H59V212H55ZM59 213V215L60 216H58L59 218L61 217L62 218V220H61V223L63 222L64 223V225L65 226H67V228H68V226H70L71 225V228L73 227L72 226V223L71 222H69L70 223V225H68L69 223L67 222V224H65V222H66V220L67 221H72L71 220V218H72V216L73 215H71V217L70 216H68V215H63V216H66V220L65 221H63L64 220V218H63V216H61V214ZM66 214H67V212H65ZM78 213V214H79ZM100 213V214H101ZM133 213V214H132ZM144 213V212H143ZM233 213V212H232ZM5 214V213H4ZM31 214H33L32 212H31ZM30 214V215H31ZM36 214V213H35ZM34 214V215H35ZM87 214L89 215V217L87 218ZM96 214V213H95ZM95 214H93V220L95 219L94 218V215ZM124 215H125V213H123ZM123 214H121L122 216H123ZM10 215V214H9ZM21 215V214H20ZM24 216H25V219L27 218H29V216H27V215H25V214H23ZM39 215H41V214H39ZM56 215H58V214H56ZM79 215V216H80ZM102 215V214H101ZM100 215V216H101ZM120 215V216H121ZM145 215V214H144ZM209 215V214H208ZM4 216V215H3ZM6 216H7V213H6ZM5 216V217H6ZM11 216V215H10ZM13 216V215H12ZM19 216V215H18ZM33 216V215H32ZM37 216L38 215H36L34 218H32V220H30V221H32V224L33 223H35L36 221H34V219L35 218H37ZM53 216H55V215H53ZM77 216V215H76ZM79 216H77V218L79 217ZM84 216V217H85ZM126 216V215H125ZM124 216V217H125ZM138 216L140 217L139 218V220H138ZM264 216V215H263ZM0 217H2V214H1V216ZM20 217V216H19ZM39 217V216H38ZM41 217V216H40ZM58 217H56V218H58ZM67 217H69L70 219L68 220V218ZM81 217V216H80ZM83 217V218H84ZM111 217H113V216H111ZM144 217V216H143ZM142 217V218H143ZM199 217V216H198ZM201 217H203L202 215H201ZM209 217V216H208ZM207 217V218H208ZM4 218V217H3ZM10 218V217H9ZM12 218V217H11ZM13 218H15V216H13ZM17 218V217H16ZM52 218V217H51ZM49 219V220H52V219ZM54 218L55 217H53V220H54ZM55 218V220H57ZM60 218V219H61ZM75 219H76V217H74ZM90 218H89V221H90ZM135 218V221H133V219ZM8 219V218H7ZM26 219V220H27ZM30 219V218H29ZM43 220V218L41 217V218H37V219H35V220H37V222L35 223V224H37L38 225V227H39V229L37 230L38 232H39V230L41 231L40 233H42V231H43V233H47L46 231H44L43 229H45L46 230V228L48 227L47 225V227H45V226H43V221H40V220ZM60 219H58V221H60ZM73 219V218H72ZM82 219V218H81ZM80 219V220H81ZM103 219V218H102ZM170 219V218H169ZM168 219V220H169ZM262 219V218H261ZM3 220H5V219H3ZM17 220V219H16ZM19 220V219H18ZM80 220H78V221H80ZM85 220V219H84ZM92 220V219H91ZM96 220V219H95ZM101 220V219H100ZM119 220H121V219H119ZM8 221V220H7ZM12 221H13V219H12ZM20 221V220H19ZM47 221V220H46ZM86 221V220H85ZM88 221V222H89ZM99 221V220H98ZM104 221V220H103ZM108 221V220H107ZM117 221H118V219H117ZM116 221V222H117ZM5 222V221H4ZM10 222V221H9ZM22 222H23V219H22V221H21V223L20 224H22ZM38 222H40V223H38ZM49 222H51V221H49ZM49 222H47V223H49ZM75 222H76V220H75ZM83 222V221H82ZM116 222L114 223L115 225H116ZM119 222V223H120ZM263 222H264V219H263ZM17 223V222H16ZM19 223V222H18ZM27 223H29V221L27 222ZM62 223V224H63ZM90 223H91V221H90ZM170 223V222H169ZM168 223V224H169ZM172 224H173V222H171ZM188 223V222H187ZM249 223H251L252 225L254 224V221H253V219L251 218L250 219V221H249ZM26 224V223H25ZM35 224H33V225H35ZM52 224H53V222L51 223V225L50 226H52ZM60 224V223H59ZM58 224V225H59ZM92 225H93V223H91ZM95 224H97V222L95 223ZM106 224V223H105ZM112 224V223H111ZM113 224V229H112V227H111V229H112V231H114L115 229H114V225ZM16 225V224H15ZM24 225V224H23ZM28 224H26V226H27ZM49 225V224H48ZM83 225V224H82ZM98 225V224H97ZM108 225H109V223H108ZM164 225H165V223H164ZM171 225V224H170ZM10 226H13V225H10ZM60 226V225H59ZM75 226H76V223H75ZM80 226V225H79ZM94 226V225H93ZM92 226V227H93ZM103 226H104V224H103ZM106 226V225H105ZM109 226H111V225H109ZM117 226H118V224H117ZM182 228L184 227L185 229H186V227H187V229H189L190 230V228H188V225L187 224H185V225H180ZM263 226V227H262ZM261 226V228L259 229V230H257V228H256V230H257V232L256 233H258V232H260V233H258V237L256 236V239H254V238H252V239H254L253 240V246H251L249 249H251V254H252V264H264V225H262ZM19 227H22V225H20ZM32 227V226H31ZM34 227H37V226H34ZM121 227V226H120ZM119 227V228H120ZM130 227V228H129ZM252 227V226H251ZM256 227V226H255ZM24 228H25V226H24ZM33 228V227H32ZM61 228V227H60ZM64 229L66 228V227H63ZM63 228H61V229H63ZM70 228V229H71ZM88 228H90V227H88ZM102 228H105V227H101V229L100 228H98V230L100 229V231H102ZM172 228V227H171ZM20 229V228H19ZM26 229V228H25ZM31 229V228H30ZM29 229V230H30ZM34 229V228H33ZM53 229V232H54V236H55V234L56 235H58L59 237H61V235H59L58 234V232H63L64 230H61L60 231V229L58 230V232H55L54 231V227L52 228ZM56 229V228H55ZM108 229V228H107ZM121 229V228H120ZM120 229H116V232L114 231L113 233H117ZM125 229H123V232L125 231ZM164 230H165V228H163ZM169 229V228H168ZM181 229V228H180ZM183 230V231H185V233H186V230ZM250 229V228H249ZM27 230H28V228H27ZM27 230H25V231H27ZM28 230V232H30ZM34 230H36V229H34ZM49 230V229H48ZM51 230V229H50ZM68 231H69V228L67 229ZM77 230H78V228H77ZM76 230V231H77ZM95 230V229H94ZM94 230H93V233H94ZM104 230V229H103ZM52 231V230H51ZM72 231H74V230H71V232ZM108 231V230H107ZM180 231H182V230H180ZM251 231V230H250ZM24 232V231H23ZM37 232V233H38ZM75 232V231H74ZM78 232V231H77ZM77 232H76V235H77ZM81 232V231H80ZM88 232V231H87ZM122 232V231H121ZM149 232H151V231H149ZM158 232H159V234H158ZM179 232V231H178ZM252 232V231H251ZM25 233V232H24ZM88 233H90V231L88 232ZM85 234V232H84V234H85V236H87V235H89V234ZM93 233H91L90 235L92 236V234ZM96 233H97V236H98V231H96ZM96 233H94L95 235H96ZM101 233V232H100ZM104 233H105V231H104ZM109 233V232H108ZM164 233H165V231H164ZM166 233H168V232H166ZM184 233V234H185ZM0 234H1V232H0ZM39 234V233H38ZM37 234V235H38ZM49 234L50 235H52V236H50V238L52 237L53 238V234L51 233V232H49ZM62 234V233H61ZM64 234V233H63ZM69 234H71V233H69ZM68 234V236H70V237H72L71 235H69ZM75 234V233H74ZM83 234V235H84ZM94 234H93V237H94ZM106 234V233H105ZM157 234V235H156ZM177 234V233H176ZM187 234V233H186ZM243 234V233H242ZM247 234V233H246ZM252 234H254V233H252ZM32 235V234H31ZM36 235V234H35ZM40 235V234H39ZM47 235V234H46ZM65 235V234H64ZM73 235V234H72ZM81 235V234H80ZM82 235V236H83ZM108 235V234H107ZM109 235H111V234H109ZM119 235H120V231H119ZM121 235H122V233H121ZM154 235H156V236H154ZM165 235V234H164ZM169 235V234H168ZM44 237H45V235H43ZM63 236V235H62ZM75 236V235H74ZM90 236V237H91ZM100 236H101V234H100ZM100 236H98V237H95V238H101ZM102 236H105V235H102ZM118 236V235H117ZM184 236V235H183ZM200 236V235H199ZM220 236V235H219ZM247 236V235H246ZM248 236H249V231H248ZM39 237V236H38ZM40 237H41V235H40ZM49 237V236H48ZM59 237H57V238H59ZM65 237V236H64ZM77 237H79V235L77 236ZM76 237V238H77ZM108 237V236H107ZM106 237V238H107ZM114 237V236H113ZM120 237V236H119ZM194 237V236H193ZM222 237V236H221ZM250 237H252V236H250ZM56 238V239H57ZM74 238V237H73ZM72 238V239H73ZM76 238H74V240H76ZM81 238V237H80ZM84 240H86L84 237H82ZM94 238V239H95ZM118 238V237H117ZM184 238V237H183ZM186 238V237H185ZM184 238V239H185ZM202 238V237H201ZM242 238V237H241ZM55 239V240H56ZM69 239V237H67V240ZM90 238H88V240H89ZM108 240L106 241V242H110L111 244H112V240H110L109 238H107ZM126 239V240H127ZM149 239V238H148ZM150 239V240H151ZM190 239V238H189ZM192 239V238H191ZM41 240V239H40ZM48 240H49V238H48ZM51 240V239H50ZM49 240V241H50ZM58 240V239H57ZM56 240V241H57ZM63 240V239H62ZM61 240V241H62ZM71 240V239H70ZM80 240V239H79ZM100 240V239H99ZM104 240V239H103ZM151 240V241H152ZM246 240V239H245ZM38 241V240H37ZM47 241V240H46ZM52 242L54 241V239L53 240H51ZM66 241V240H65ZM65 241H63L62 243V246H64V242ZM72 241V240H71ZM77 241V240H76ZM81 241V240H80ZM80 241H77V242H79L80 243ZM96 241V240H95ZM98 241V240H97ZM96 241V242H97ZM117 241V240H116ZM153 241H152V243H153ZM190 241V240H189ZM20 242H22V241H20ZM19 242V243H20ZM39 242H43V240L42 241H39ZM58 242L59 241H57V244H54L55 245V247H56V245H58ZM70 242V241H69ZM68 242V243H69ZM73 243H74V241H72ZM94 242V241H93ZM95 242V243H96ZM126 242V241H125ZM188 242V241H187ZM205 242V241H204ZM68 243H66V244H68ZM73 243L71 244V242H70V244H71V247H70V249L71 248H75V249H72L71 251H73L74 250V253L72 254V253H70V254H72V256H75V257H77L78 259H76L77 261H79V260H82V261H84V262H86V263H90V264H102L103 262H102V260L104 261V257L106 256V257H108L109 255H111V254H113V253H115L116 254V252H118L117 250H120V249H115L113 246H105L104 244H102V243H100L99 244V248H97L96 249V251H95V253L96 254H91L92 252L89 250L90 248L89 247H87L88 245L87 244H83L82 245V248L83 249H81V246L79 247V244H75L74 243V245H73ZM103 243H105V242H103ZM114 243V242H113ZM146 243V242H145ZM181 243V242H180ZM14 244H17V246H18V243L15 241V240H12L11 239V237L10 238H8V236H7V238H3V239H1L0 240V264H19V262H20V260H21V263L23 264V261H25L26 262V260H23V258L25 257V258H27L26 256H25V254L24 253H22V248H20L21 246L19 245V249H16L15 247H14ZM41 244V243H40ZM44 244H46V243H44ZM48 244H49V242H48ZM47 244V245H48ZM70 244H69V246H70ZM115 244V243H114ZM113 244V245H114ZM118 244V246H120V242L119 243H117ZM117 244H116V246H117ZM182 244V243H181ZM244 244V243H243ZM249 244H251V243H249ZM249 244H247V245H249ZM46 245V246H47ZM61 245V244H60ZM72 245L74 246V247H72ZM87 245V246H86ZM97 245V244H96ZM102 245H104L105 246V248H106V250H104L103 248H102ZM45 246V247H46ZM50 246H52V244L50 245ZM65 246H67V245H65ZM90 246H92L91 248H93V246H94V248H96L95 247V244L93 243L92 245H90ZM127 246V245H126ZM179 246V245H178ZM186 246V245H185ZM224 246V245H223ZM240 246V245H239ZM33 247V246H32ZM49 247V246H48ZM48 247H46V248H48ZM123 247V246H122ZM121 247V250H122V252L123 251H125V250H123V248ZM129 247V246H128ZM127 247V248H128ZM188 247V246H187ZM190 247H192L191 245H190ZM195 247V246H194ZM245 247V246H244ZM18 248V247H17ZM34 248V247H33ZM44 248V247H43ZM50 249L51 248H53V249H56V248H54V247H49ZM59 246L57 247V249L59 250ZM67 249H68V246L66 247ZM65 248V249H66ZM117 248V247H116ZM156 248H157V246H156ZM32 249V248H31ZM70 249H68L67 250V253H69L68 251H70ZM125 249V248H124ZM130 248H128V250H129ZM135 249V248H134ZM154 249V248H153ZM158 249V248H157ZM196 249H198V248H196ZM195 249V250H196ZM200 249H202V247L200 248ZM33 250V249H32ZM58 250H56V251H58ZM60 250H62L61 248H60ZM94 250V249H93ZM104 250V251H103ZM109 250V251H108ZM132 250V249H131ZM155 250V249H154ZM193 250V249H192ZM203 250V249H202ZM41 251H42V249H41ZM49 252H51V250H48ZM127 251V250H126ZM130 251V250H129ZM140 251V250H139ZM27 252V251H26ZM25 252V253H26ZM29 252H31V251H29ZM45 252V251H44ZM52 253V252H51ZM63 253V252H62ZM66 252H65V254H67ZM130 253V252H129ZM138 253V252H137ZM143 253V252H142ZM185 253V252H184ZM203 253V252H202ZM29 254V253H28ZM45 254V253H44ZM56 254V253H55ZM57 254H58V252H57ZM65 254H63V255H65ZM70 254H69V256H70ZM88 254H91L92 255V257H91V255H88ZM109 254V255H108ZM120 254V253H119ZM139 254V253H138ZM172 254V253H171ZM27 255V254H26ZM32 255H33V253H32ZM50 255V254H49ZM60 255H61V253H60ZM60 255H56V256H52L51 258H48L47 256H44V255H40L39 254V256H34V260L32 261V264H58V262H59V258L60 257H62V256H60ZM102 255V256H101ZM108 255V256H107ZM118 255V254H117ZM141 255V254H140ZM168 255V254H167ZM88 256H90V258H88ZM94 256V257H93ZM111 256H113V255H111ZM123 256V255H122ZM126 256H128V254L126 255ZM139 256V255H138ZM145 257L144 256V254L143 255H141V257ZM189 256V255H188ZM197 256V254H195V257ZM217 256V255H216ZM29 257H31V256H29ZM67 257V256H66ZM75 257H73V259L75 258ZM102 257V258H101ZM129 257V256H128ZM166 257V256H165ZM173 257H174V255H173ZM180 257V256H179ZM191 256H189V258H190ZM193 257H194V255H193ZM203 257V256H202ZM24 258V259H25ZM70 258V257H69ZM101 258V259H100ZM120 258V257H119ZM146 258V257H145ZM203 258H205V257H203ZM203 258H200V259H203ZM31 259V258H30ZM29 259V260H30ZM67 259V258H66ZM133 259V258H132ZM190 259H192V258H190ZM217 259V258H216ZM23 260V261H22ZM63 260V259H62ZM65 260V259H64ZM72 260V259H71ZM204 260V259H203ZM244 260V259H243ZM27 261H28V259H27ZM81 261V262H82ZM137 261H139V260H137ZM156 261V260H155ZM171 261V260H170ZM197 261V260H196ZM200 261V260H199ZM245 261V260H244ZM250 261V262H251ZM24 262V263H25ZM73 262H75V261H73ZM125 262H127V259H126V261ZM166 262V261H165ZM192 262V261H191ZM202 262V264H203V261H200V263ZM205 262V261H204ZM27 263V262H26ZM30 263H31V261H30ZM68 263V262H67ZM66 263V264H67ZM72 263V262H71ZM71 263H68V264H71ZM77 263V262H76ZM220 263V262H219ZM27 264H29V263H27ZM80 264V263H79ZM104 264H105V262H104ZM157 264V263H156ZM193 264V263H192ZM197 264V263H196ZM241 264H246V262L245 263H241ZM251 264V263H250Z\"/></svg>", "mask_w": 264, "mask_h": 264}]
</instances>
